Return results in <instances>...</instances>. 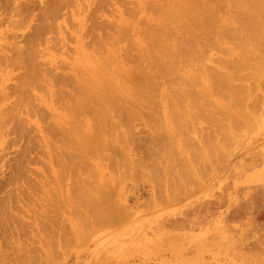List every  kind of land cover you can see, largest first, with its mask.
I'll return each mask as SVG.
<instances>
[{"label": "rangeland", "instance_id": "1", "mask_svg": "<svg viewBox=\"0 0 264 264\" xmlns=\"http://www.w3.org/2000/svg\"><path fill=\"white\" fill-rule=\"evenodd\" d=\"M99 1L98 0H75V2H74L72 0H0V52H1L0 54H2V53L6 54L5 56L8 57V60L0 59V61H1L0 62V68H1L0 69V111L2 109H5V108L8 110V108L13 105L12 107H14V108L10 107L11 109L9 108V110H8L10 112L12 109H15L17 107V111L14 110V112H13V110H12L10 114L8 111H7L8 114H5V112H3V110H2L1 113H4L5 115L4 114L0 115V120H2L5 116L10 115L9 117H6V119L4 118L3 119L4 121H2L7 126L2 124L5 126V127H3L0 124L1 125L0 126V137H1L0 138V264H24V263L25 264H31L32 262H33L32 264H36V261H38V260L42 264L43 263L44 264H264V90H262V88H264V67L262 65H264V64H262V65L259 64L260 66L257 64V63H264L263 62L264 58L262 57V56H264V46H262V44H264L263 43L264 40H261L262 41L261 42L262 44H261L259 42L260 41V38H259L258 43L254 44V42H251L250 40H248L249 38L246 39L247 36H250V39H251V33L249 31H245L243 33H240L241 38L243 40H244L243 35L246 36L245 40H247L246 42L250 48L255 46L254 49L256 51L254 50V55L252 57L255 56L257 59H255V57L252 58L250 56L253 52L251 54H249L248 58H246V59H247V62L254 64V65H252L253 67L259 66L261 68L257 67V69L256 68L254 69L250 66L252 68L251 69V68H249V66H247V65L245 66V64L247 63L246 61L243 62L239 58L240 56L244 55L243 53L241 54V52H240V49H243V47L241 48L240 45H237L238 47H236L235 46L236 42L233 45L232 43H233L234 39L231 40V43H230V40L228 41V38H230L231 36L226 33L229 31L228 29L230 27H231L230 29H232V26H234L233 29H235L236 27H238L240 25L234 19L236 17L232 16L233 18H231V16H230L234 13V11L238 12V13L235 12L236 14L234 13V16L238 14L239 17H240V15H241V17H243V16H245L244 15L245 12H243L246 8L245 5H249L253 1L256 3L257 6H258L257 3H259L260 6L264 7V5H263L264 3L262 4V2H264V0H262V1L261 0L260 1L259 0H252L251 1L250 0V3L248 0H246V1L244 0L242 2H239L242 4V6H241V4H240V6L239 5L237 6L236 3H234V1H231V0H216L217 2L215 0H193V1L192 0H184V1L182 0L184 2L183 8H181V6H182V3L180 4V2H182L181 0H176L174 2H171L170 0H152V1L151 0H148V1L147 0H103V1L99 0ZM202 1L204 3L200 4ZM246 2H248L249 4H247ZM20 3H21V6H20ZM158 3H160L159 4V5H161L160 7H159ZM168 3L171 5H169ZM177 3H178V5H177ZM219 3H220V6L218 7ZM224 3H225V5H224ZM163 4H164V6L162 7ZM179 4H180V6H179ZM190 4L192 6L197 5L195 7V9L197 7H200V10H199V8H197L199 11L195 10L194 7H193L194 10H190V9H192L191 8L192 6ZM221 4L223 5V8H224V10H223V8L221 10H223L224 12L223 11L221 12V10H220V8L222 6ZM243 4H244V7H243ZM212 5L217 6V8H218V9L216 8L217 11L215 10L214 7L211 8ZM66 6H68V7L66 8ZM175 6L177 8H175ZM204 6L206 8H204ZM59 7L62 10H60ZM171 7H173L174 9ZM178 7H180L181 9ZM185 7L186 8L190 7V8H189V10L186 9L187 10L186 11ZM209 7L211 9H209ZM42 8H43V10H42ZM234 8H236V9H234ZM131 10L139 11V12H134V11L132 12ZM210 10H212V11L215 10V12H218L215 14L214 12L212 13V11H211L210 14L212 16H217V18H219L218 16H220V15L223 16V17L220 16V18H219L220 20L218 19L219 20L218 23H216L217 20H214V18H216V17L213 18V21H215V22H213V21H211V19H212V18H210L211 16L208 17L209 15L208 16L205 15V14H209ZM225 10H226V12L231 11L232 13L230 12V15L225 14L226 13ZM60 11L63 12V15ZM166 11H168V12H166ZM170 12L173 14L174 21L176 20L175 22H177V24H178L177 25L175 23L176 26L173 23L171 24V26L173 27V32L178 34L177 36L175 35L176 37L173 36L174 33L170 32V30L169 31L162 30L161 25H160L163 18H165L163 15H166ZM175 12H176L177 16H175ZM239 12H241V13H239ZM23 13H25V14H23ZM42 13H45L44 14L45 16H43ZM128 13L129 14L134 13L131 17L134 16L132 19H134V18H136V19L132 20L131 18H128V16H130ZM15 14H17V15H15ZM66 14H67V16H66ZM155 15H159V16L155 17ZM184 15L187 18L184 17ZM46 16L48 17V22L46 21L47 20ZM52 16H53V18H52ZM160 16H163V18H161ZM199 16L200 17L202 16V18H199ZM225 16L227 18H229L228 16H230L229 20L230 21L232 20L233 23L231 22L232 25L230 22L228 24H230L231 26H229V25L228 26L225 25L226 27L224 26V24H227V20H228L226 18L227 20L225 21ZM28 17H29V19H28ZM55 17L57 18L54 20V22H56V23H53L52 19H54ZM152 17H153V19H152ZM203 17H204V19H203ZM206 17H207V19H206ZM50 18H51V20H50ZM15 20L17 22H15ZM262 20L264 21V17H262ZM130 21L131 22L133 21V23H130V25L132 24V26H131L132 28L129 27ZM179 21H180V24L178 23ZM204 21H207V22L204 24L203 23ZM210 21L212 22V24L209 23ZM115 22L118 25H116ZM220 22H222V24ZM92 23L94 26H92ZM200 23L204 24L205 28H203L201 25V28H203L202 29L203 31L198 26V25H200ZM207 23H208V25L211 24L210 25L211 27L210 26L206 27ZM213 23H215V24H213ZM182 24H184V25L182 26ZM216 24H219V26L221 28ZM54 25H57V28H56V26L54 28ZM124 25L129 27L130 30H127L128 28L127 27L125 28ZM179 25H181V27ZM221 25H223V26H221ZM44 26H46V27H44ZM212 26L213 27L218 26V28L215 27L217 30L213 29ZM150 27L153 28L154 33H152ZM185 27H187L189 33ZM197 27H199V28H197ZM147 28L148 29L150 28V30H148ZM192 28L198 29V30H195L197 33L196 32L194 33V30ZM206 28L208 31L204 30ZM219 28L223 29V30H221L222 31L221 34H220V32H218V31H220ZM54 29H55V31H54ZM145 29H147V30H145ZM212 29H213V33H214V30H216L215 32H218V34H220L219 35L220 38L217 37V34L214 33L215 34L214 35L213 33H211ZM224 29H226L227 31ZM46 30H48L49 33ZM183 30H184V32H183ZM190 30L191 31L193 30L192 34H194V35L196 34V36L198 35L197 37H199L200 35H202V38L204 36L208 37V39L204 37L203 41L206 42V40H207V43H209L207 48L210 50L211 49L210 46H212V49L210 51L207 48L205 50L202 49L206 46L202 47L204 42H202V39H200L201 36L199 38H197V37L194 38L193 35L190 36V34H191ZM199 30H201V32ZM209 30H211V32ZM94 31H95L96 36L98 33V36H97L98 38L95 37ZM156 31L158 33H155ZM163 31L165 32L164 34H163ZM185 31H187V32H185ZM204 31L206 33L201 34ZM224 31H226V32H224ZM85 32L87 34H85ZM131 32H135V34H137V35L134 34L135 35L134 36ZM159 32L160 33L162 32V34L159 35ZM167 32H169V35L171 37L168 35ZM148 33L150 36H151V34L153 36H156V34H157L156 37L160 36L159 38H161V39L159 41L162 43L164 42V44H162L164 48L162 47L161 49L164 50L167 48V50H169L170 52H171V50H173L174 53H173V51L171 53L168 51L169 53L166 54L165 53V52H167L166 50H164L165 51L164 53H162L163 51L159 52L161 49L158 50L156 46H158L160 48L162 45L158 44V42H159L158 39L155 43L152 42L150 40V36L148 35ZM223 33H224V35H222ZM35 34H37V35H35ZM131 34L133 36H131ZM146 34L149 37L146 36ZM166 34L170 37L169 39L172 38L171 41H169L168 38H166V37H168ZM31 35H32V37H31ZM38 35L40 36V38ZM41 35H42V37H41ZM99 35H101L100 36L101 39H100ZM112 35L114 36L113 37L114 39L112 38ZM117 35H118V37H117ZM212 35L214 37L216 36L213 41H212V39H213ZM182 36H184V37H182ZM186 36H188V38L190 37V40L195 39L194 44H197L198 47H195L193 49L192 48V47H194V46H192L193 40H191L192 41L191 42L192 45H191L190 40H187V42H186V39H185ZM122 37H123V39H122ZM131 37L133 40L135 39L134 43H133V40H131ZM162 37L165 38V41L167 40L168 43L165 42ZM177 37H178V39H176ZM222 37H225V38H223L225 43L223 42ZM115 38H116V40H115ZM117 38L118 39L121 38L120 39L121 42L125 39L124 43L123 42L119 43L120 40H118ZM196 38L200 39V41L198 40V42H201V43H198ZM232 38L233 37H231V39ZM241 38L240 39L238 38V40H241ZM262 38L264 39V36H262ZM39 39H40V41H39ZM41 39H43L44 41L43 40L41 41ZM113 40H114V46L115 47H113ZM217 40L220 43L219 45H221L222 44L221 42H223L224 45H221V47H223V46L227 47L228 46L227 50L231 48L230 49L231 51L228 50L229 52L234 53V51H235V53H234L235 56L236 57L238 56V58H236L237 60L234 59L235 58L234 54H233V57L229 56V58L227 57L228 53L226 54V56H225V54H223L226 48H223V49L221 48V51L224 50L223 53L219 50V48H213V47L218 46L217 44H216L217 46L212 45V44H214L213 42L218 43ZM101 41H103L105 43L108 42V43L105 45V43H102ZM249 41L251 42L250 45L248 43ZM90 42H91V45H90ZM92 42H93V45H92ZM100 42H101V44H100ZM136 42H138L139 44H136ZM179 42H180V44H179ZM238 42H240V41H237V43ZM84 43L88 46L84 45ZM181 43L184 44L186 49ZM97 44H100V45H97ZM152 44H154V45L156 44L154 49L158 50V51L156 50L155 52L157 53V55L159 54L158 55L159 57L155 54V52L153 54V51H151V48H153V46H154ZM171 44H173V46ZM176 44H177V46L180 45V47L178 46L179 49L181 47L182 48L184 47V48L179 50L176 47ZM257 44H259V45H257ZM18 45H19V47H18ZM37 45H39V47ZM165 45H166V48H165ZM204 45H205V43H204ZM93 46H96V47H94L96 50H94ZM167 46H169V47H167ZM4 47H7L8 49L4 48ZM28 47H30V48H28ZM99 47H101V48H99ZM249 47L247 48L248 50L250 49ZM9 48L11 49V51ZM98 49H100V50L103 49V51L105 53H103L102 51H100ZM184 49L185 50L189 49L191 56H190L189 50L185 51ZM200 49H202V51L203 50L204 51L202 52ZM33 50H35V51H33ZM105 50H109V51L111 50L110 51L111 53H107L109 51H105ZM196 50L197 51L199 50L203 56H204L203 53L205 51H209V52L205 53L206 57L203 59L202 55L199 52H198V54L195 52ZM252 50H253V48H252ZM40 51H43V52H40ZM90 51H91V53H93V55H95V57H93V55L90 56V54H91ZM95 51H97V52H95ZM150 51L152 52V56L154 55L153 58L156 56V57H158V59L155 57L154 61H153L151 54H149V57L151 56L150 57L151 60L148 59L147 53L148 52L151 53ZM228 51H226V52H228ZM251 51H249V52H251ZM5 52H7L8 54ZM19 52H20V54H19ZM185 52L189 53V54L185 55ZM22 53H23V55H22ZM38 53H39V55H38ZM101 53H103V54H101ZM106 53L109 56L111 54L113 56L109 57L106 55ZM160 53H162L161 54L162 56L164 54V56H163L164 58L163 57H162V59L160 58L161 57ZM172 53L174 54V57H173ZM180 53H182V54H180ZM183 53L186 57L183 55ZM255 53H256V55H255ZM9 54H11V55H9ZM29 54H30V56H28ZM32 54H34V57L36 55H38L39 57L36 56L35 57L36 60H35V58L32 57L33 56ZM99 54H101V55H99ZM143 54H145V55H143ZM146 54H147V56H146ZM195 54H197L196 56L201 55L198 59L199 61L197 60V58L195 56H193ZM230 54L231 53H229L228 55H230ZM20 55L23 58L20 57ZM25 55H27V56H25ZM102 55H103V58L101 57ZM165 55H168L169 57L168 56L165 57ZM259 55H261V56H259ZM125 56H126V58H125ZM171 56H172V58H174V61H172L173 59L171 58ZM181 56L182 57L184 56V57L182 58ZM218 56L224 57L225 60H221L222 62L229 60V61H227V62H229L227 67L230 66L228 69L226 66H222L224 64L226 65L227 62L223 63L221 66L219 65L218 60L220 62V59H223V58L222 57L220 58ZM107 57H108V59H107ZM115 57H116V60L114 59ZM225 57L228 59H226ZM258 57L261 58V60L259 62L254 61V59L259 60ZM38 58H39V60H38ZM192 58L199 62L198 63L197 61H195L198 65V66L196 65V67L199 68L201 66L202 68L200 67V69L201 70L204 69L203 71H201L204 73L203 75L200 74L201 72H198L199 70L197 71L198 68L195 67L196 63L194 62V60ZM200 58H201V62L202 63L205 62L206 65H204V63L202 64L200 62ZM218 58H220V59H218ZM230 58H233V60ZM103 59L104 60L107 59V62H109V63L113 62L112 60L114 59V62L111 64V67H110L111 72H112L111 74H115L114 76H112V79H110V78L107 79V77H103L104 78L103 79L101 77L102 75L105 74V72L103 73V71H102L105 67L103 64V62H104ZM163 59H164V61L166 60L167 64H169L168 67L171 66V67H169V69L171 68L172 71L175 69L176 73L178 72L176 75H178L180 72V74H179L180 76L179 75L177 76V80H175L176 77H175V79H173L174 76H176V75H174L175 72L172 73L171 70L167 71V73L165 72V69L167 70L168 67L166 68L165 65H162V64H165ZM168 59H170V61H168ZM176 59L179 61H177ZM183 59H185L186 62H190L187 60H192L191 62H194V63H191V64L189 63L187 66V63L184 62ZM202 59H203V61H202ZM249 59L250 60L253 59L252 62L249 61ZM129 60H130V62H129ZM156 60H158V62H156V63L159 64L160 67L157 66V64L155 63ZM180 60H182V61H180ZM231 60L232 61L235 60V62L237 61V63H236L237 68L240 67L241 70H242V65L244 64L243 72L244 71L248 72V70H250V72H248L249 74L247 72H244L245 74H242L243 72H241L240 68H238L239 72H241L239 74H242L239 76L242 80L241 79L239 80V77H237V78L235 77L237 80H231V79H234V78H232V75L231 76L227 75V74H233V72H231V71H233V69H234V71H237L236 66H233L234 63ZM15 61H17V62L15 63ZM134 61L136 63L138 62L139 64H143L141 66H143L144 68L143 67L139 68L140 65L136 64ZM149 61L151 64L149 63ZM176 61H177V63H179L178 67L181 66L180 70L177 68V66H176L177 64L175 65L176 68H175V66L173 68V65L176 63ZM146 62H147V64H150L152 66L147 65ZM162 62H164V63H162ZM181 62H183V64ZM4 63L6 64V67H5ZM134 63H135V65H139V66H134ZM250 63H247V64L249 65ZM16 64H18L17 65L18 67L15 66ZM47 64H49L48 67H47ZM154 64H156L155 65L156 67L154 66ZM167 64H166V66H167ZM192 64H194L193 68L195 67L196 70H192V68H190V67H192ZM239 64L240 65L242 64V65L240 66ZM7 65H8V67H7ZM39 65L41 67H39ZM58 65L61 67H58ZM208 65L209 66L211 65L210 66L211 69H209L210 71L209 70L208 71L211 73V70H212L213 74L214 73L217 74V71L220 72L219 70H224L226 74L224 73V71L222 74L223 75L225 74L224 76L227 75L226 78H228V81L231 80V82L232 81L236 82V83H234V85H232L233 84V82H232L231 86L229 84L230 88L232 86H234L235 88L237 86H239V88H236L237 90L234 87H233L234 90H233V88L229 89V86L226 84L227 80L226 79L224 80V78H225L224 76L222 77V80H224V81L220 82L219 80L221 78V75H222L221 72L222 71L220 72V75L218 76L219 80L217 78L218 74L217 75L214 74V75H216L215 79L217 80V81L216 80H214V81L218 82L216 85L215 84L216 82L212 81L214 79V76L212 75V73H211V75L206 74L205 70H207L206 68ZM51 66H53V67L51 68ZM96 66L101 71L98 72L96 69ZM209 66H208V68H209ZM213 66L216 67L217 69L214 68ZM34 67H35V69H34ZM46 67L48 68L49 72H50V70H53L52 72H50L51 74H49V76H48L49 72L46 71L47 70ZM64 67H66V68H64ZM154 67L156 70L154 69ZM232 67H235V68H232ZM59 68H61V69H59ZM75 68L78 69V71H76ZM141 68H143V69H141ZM145 68H146V70H144ZM181 68L184 69L183 72H182ZM212 68L217 70V71H214ZM218 68H219V70H218ZM230 68H232V69H230ZM39 69L41 71L42 70L43 71L40 73V71H38ZM81 69L84 71L82 72ZM80 70H81V73H80ZM139 70H142V71L144 70V72L139 71ZM147 70H148V73L145 72ZM251 70H252V72H251ZM66 71L68 72V74ZM161 71L162 72L164 71L163 73H165L167 75H168V73L171 72L172 75L170 77H172V78H170L171 79L170 82H172L174 80L175 81L172 82L170 85V82L168 79L169 77L166 78L165 74H158V73H161ZM208 71H207V73H208ZM32 72L33 73L37 72L36 74H38L39 76L32 74ZM56 72H57V74H59V76L56 74ZM62 72H64V73H62ZM77 72H79V75ZM155 72H156L157 77L155 76V74H153ZM181 72L183 75H181ZM237 72H236V74H237ZM29 73H31L32 75ZM259 73H260V75H259ZM63 74L64 75L66 74V76H64ZM72 74L75 75L74 76L75 78L74 77L72 78ZM199 74H200V77H199ZM29 75H31V76H29ZM53 75H55V77H57V78L59 77V78L57 79ZM121 75H125L124 76L125 78ZM159 75L162 76L163 78H159ZM194 75H197V78L195 76L197 81L192 79V78H194ZM207 75H209L211 77L213 76L212 77L213 79L211 78V81H209V80L207 81L205 78ZM248 75L250 76L249 80H248ZM36 76L38 79L40 77H41L40 79L45 77L43 79V82H45L46 86H48V83L50 82L49 86L46 88V86L41 82L42 80L39 81L36 78ZM98 76H100L101 78ZM181 76H184L186 79H183V80H186V81H183L181 79L182 82H179L177 84L176 81L178 82L179 81L178 77L181 78ZM209 76L207 77V79H210ZM241 76H243L244 79L246 76L247 80L246 79L244 80L243 77H241ZM27 77H28V80L30 79V82L27 80ZM87 77H88V79H87ZM149 77H153V78H149ZM164 77L168 80H166ZM184 77H182V78H184ZM233 77H234V75H233ZM68 78H70V79H68ZM85 78L87 81L84 80ZM89 78H90V80H89ZM91 78H92V83L94 81L95 83L100 85V88H99L100 94L102 93V95H105V93L102 90L103 88L101 86L103 84H105L104 82H106V81H104V80H107L108 83H106V84L108 85V87L110 89L109 90L110 95H112V92L114 90L118 95V96L114 95L115 92H113V95L116 98L112 97L113 95L110 96L111 98H108L109 94L107 96H99V98H98L102 102V105H104V107L106 106L105 108L108 109L107 111L105 110L107 112L106 114L108 116V117H106L107 120L105 118V111L100 109L102 106L101 103H100L101 106L98 105L100 102L98 99L97 100L93 99V100H91V102L89 101L90 99L85 100L84 101V102H86L85 105H88L87 101L90 102L89 103L90 106H88V108L85 107V110L87 109L86 111H84V110L82 111L79 108L80 105H79L78 101L82 100L81 99L82 97L80 96L81 92L78 91L79 90L78 88L73 87V84H74L73 82H75L76 85L79 84L81 86H82V84H84L83 85L84 87L83 86L82 87L86 90V87L90 86L89 83L91 84V82H90ZM198 78H199V81H198ZM31 79H33V80H31ZM102 79L104 82L102 81ZM134 79H135V81H133ZM160 79L161 80L165 79V81L162 80V83L164 84V85L162 84L163 86L161 85ZM69 80H73V81H69ZM76 80L79 81V83H77ZM136 80H138L140 83L142 82L144 84L141 85ZM157 80H159V82H157ZM193 80L195 81V84H200V83H202V81H203L202 84H204V80H205V84L204 85L201 84L200 88H197L198 89L197 90L196 86L197 87H199V86L194 85V83H192ZM32 81H35L34 84ZM47 81H48V83H47ZM65 81L67 83V86H65L66 85ZM188 81H190V82H188ZM26 82H28V84H24ZM36 82H38V83L36 84ZM57 82H59L58 85H61V86H58L56 88L57 85H55V84ZM164 82H167V83L169 82V84L164 83ZM197 82H200V83H197ZM210 82L213 83V86H211L212 84ZM223 82L225 84H223ZM239 82H241V84ZM40 83L43 85H41ZM114 83L116 84L115 87H118V88H115L113 86ZM134 83H135V85H134ZM159 83H160V85H159ZM185 83L188 84L189 86L186 85ZM189 83H191V86ZM219 83H221L220 85L225 87V88H222L223 91H220V93H219V90H221L220 88L222 86L218 85ZM229 83H230V81H229ZM245 83H246V85H245ZM18 84H20L22 87H24V85H25L26 88L25 87H24V89L20 88ZM52 84H53V86H52ZM136 84L137 85L139 84L141 87L144 86L143 88H145V91L143 88H142L143 90L142 89L140 90V88H141L140 86L138 87L140 91L137 89V87L135 88ZM145 84L147 86H145ZM172 84L173 85L177 84L176 85L177 87L173 86ZM184 84H185V87H189V91L183 92V90H182V92H181L182 94H181L180 88L183 89ZM235 84H238V85H235ZM242 84L245 86H248V88L242 87ZM27 85H29L30 89H32V86H33L32 92H30L31 90L29 88H27ZM35 85H36V88H35ZM68 85L69 86L71 85V86L68 87ZM76 85H74V86H76ZM129 85L133 88H131ZM206 85H208V86L210 85V86L207 87ZM224 85H227V86H224ZM81 86H78V87L81 89V91H83L84 89ZM148 86H151V87H148ZM166 86H169V88ZM171 86H172V88H170ZM201 86H203V87L205 86V87L202 89ZM214 86H216V88H217V86H219L220 87L219 90L214 89L215 88ZM17 87H19V88H17ZM61 87H63V88H61ZM110 87L113 88L112 91H111ZM173 87H175V89H173ZM190 87H192V89H190ZM194 87L197 91L194 89ZM226 87H228L227 88L228 90L226 89ZM240 87L245 88V90L248 89V91L247 90L246 91L249 94L247 93V95H246V93H244L245 94L244 95L243 92H245V90L241 89ZM250 87L252 88V91L250 90L251 89ZM256 87H258V89ZM65 88H67V89H65ZM177 88L179 91L176 90ZM22 89L24 92L22 91ZM193 89H194V92H197V93L193 92V94H196L195 95L196 97L200 95L201 100L205 99V102L200 101V98H196L193 94H192V96L195 99H193L189 96L186 97L190 91L192 93ZM199 89H201V91L203 90V92H204V90H206V93L208 95L205 92L203 94H201L202 92L199 91ZM213 89L216 92H218V93H215L217 95L214 94L215 91ZM26 90H27V92L29 91L28 92V95L30 94L29 97H28L27 93H26V95H24ZM53 90L56 94L55 98H54L55 94H54ZM66 90H67V94H66ZM151 90L155 91V92L152 94ZM157 90L159 92L158 93L159 95L155 94ZM167 90H168V92H167ZM172 90H174V92ZM184 90H185V88H184ZM225 90H227L228 92H229V90H231V91L233 90V92L235 91V93H233L234 96L229 95L230 98L231 97L234 98L236 96V93L239 92V90L240 91L242 90L243 91V92L241 91L242 95H244V97L247 96L249 98V99H246L248 102L244 103L246 100L243 102V100H242L243 96L242 97L238 96V94H237V97L235 99H237L239 101L237 103H240V104L243 103V105L239 104V106L240 107L244 106L246 108L245 110H247V111H245L243 109L244 107L243 108L237 107L238 106V104L236 103L237 100L231 99L232 101L230 100L231 103H229V99L228 100H226V99H227L228 94L230 92L227 94V92ZM7 91H9V92H7ZM60 91L61 92L63 91L61 93V95H60ZM146 91H149L151 94L146 92ZM164 91H166L168 94H166ZM169 91H170V94H169ZM185 91H187V90H185ZM21 92H22V95H21ZM43 92H44V94H43ZM77 92L79 94H77ZM83 92L81 93L82 95L85 93V92L84 93ZM139 92L146 93L145 95L143 94V96H145V97H143V96L142 97L144 99L147 98L146 101H147V105L149 106V108L146 106V101L142 100L143 98H141V96L139 97V95L142 94ZM221 92H224V93H221ZM33 93H35V95ZM172 93H174V94H172ZM175 93L181 94L182 97L181 96L177 97V95H179V94L175 95ZM191 93L189 94L190 96H191ZM19 94H20V96H18ZM165 94L167 95V97ZM197 94H199V95H197ZM218 94L219 95L221 94L220 95L221 97H219ZM222 94L226 95L225 96L226 99H223L224 97ZM231 94H232V92H231ZM32 95L35 97H33ZM45 95H48L49 99H48V96L46 98ZM66 95H68V96H66ZM71 95H72V97H71ZM97 95H99V94H97ZM120 95H121V97H120ZM149 95L154 96V97L157 96V97H156V99H152L154 97H152V98L150 97V99H149L148 98ZM172 95L174 98L171 97ZM184 95H186L185 98H188V99H185L183 97ZM5 96H6L7 100H5V98H4ZM36 96L39 98H37ZM61 96H62V98H61ZM73 96H76V98H74ZM122 96H124V98H122ZM168 96L170 98H168ZM205 96L207 98H203ZM21 97L23 98L21 101V104L24 101H26V103L24 102L22 105L27 104V106L25 105L22 107V105L20 104V100H19ZM67 97L69 98V101L66 100ZM101 97L102 98L104 97L105 100H108V101H105L104 98L102 99ZM135 97H137V98H135ZM176 97L179 98V100H180L179 102H177L178 100ZM26 98H29L28 99L29 101H27ZM31 98H32L31 101L35 100L34 104L30 101ZM63 98L65 99L64 101H63ZM70 98L71 99L74 98L75 99L74 102H77V105H79V107H77L76 103H73V101ZM77 98H79L78 101H76ZM190 98L192 100H194L195 102L199 99L197 101V104L201 102L200 103L201 105H202V102L205 105L206 101H208V100H212L213 102L212 103H206V106H204V105L203 106H198V105L196 106V104H194V102L191 101L193 103L190 102L192 105H189V104H187V102H189V100H191ZM210 98H212V99H210ZM39 99H41V100H39ZM111 99H112V101H111ZM117 99H118V102L120 103L119 105L117 102L116 103L113 102V101H116ZM122 99H124V100H122ZM137 99L141 101L140 102L141 105ZM171 99L174 102V104L176 102L180 103L181 99H182L183 104H182V102L180 103V104H182V107L184 104L187 105V108L183 107L185 109V110L184 109L183 110L184 111L187 110L186 112H188V110H189L190 113H186V115H184V111L182 110L181 105L178 106L179 104L178 105L175 104V106H174L173 104L170 103ZM175 99H176V101H175ZM206 99H208V100H206ZM151 100H152V103H148V102H151ZM153 100L158 101V104L156 105L157 102L155 103ZM251 100H253L255 103ZM57 101H58V103H57ZM92 101H93V103H94V101H96V103L98 102V104L97 105H96V103L93 104ZM127 101H128V103H127ZM130 101L133 104H135L134 106L137 107V110L135 107H133V104H131ZM167 101H169L168 102L169 104L167 103ZM240 101H242V103ZM35 102L37 104L39 103L38 104V106L40 105L39 108H38V106H36L37 104ZM69 102L70 103L72 102L73 104L70 105ZM123 102H125V103H123ZM65 103L66 104L69 103V105L68 104L67 105L72 107V108L76 109V107H77L79 109L74 112L73 111L74 109L69 108L67 105H65ZM247 103L249 104L250 108H249V106H247ZM43 104L47 109H45V108L43 109V107H44V106H42ZM113 104L116 106H113ZM208 104H210L211 107L216 109V111H214V109L207 106ZM212 104H216V105L214 106ZM230 104L234 107L236 105L237 106H236V108H234ZM7 105L8 106L10 105V106L8 107ZM33 105H35V106H33ZM72 105H74V106H72ZM109 105H110V107H109ZM120 105H122L123 108H121L122 106H120ZM171 105H173L174 109L171 108L172 107ZM151 106H152V108H150ZM159 106H160V108H159ZM190 106H191V108H192V106H194L193 108H195L196 110H197L196 107H200L197 110L198 111L197 115H199L201 113V112L199 113L200 110L201 111L203 110L202 112L206 111L207 113L206 112H205L206 114L202 113V115H203V117L205 116L204 118L207 117L206 118L207 122H204L205 119H203L201 114L199 116L202 117V119H201L202 123L199 122L200 119H199V121H196V120H198V119H194V114L197 117L196 113H194L196 110L194 109V112H193V109H191ZM28 107H29V109H30V107L34 108L33 111H31V109L29 111V109H27ZM36 107H37V110H36ZM93 107L98 108L97 111H99V112L97 113V111H96L97 115H96V113L94 114L95 108L93 109ZM104 107H102V108H104ZM115 107H117V109ZM127 107L128 108L130 107L131 110L134 111L138 115H136L134 112H132ZM139 107H141V108L144 107V108H142L143 111ZM153 107H155L157 109H155ZM179 107L181 108V110L183 112L180 110ZM201 107H203V109ZM204 107H209V109L206 110ZM215 107H218V109ZM91 108H92V110H90L91 113H89V109H91ZM109 108L111 109L110 111H109ZM169 108L173 111L170 112L171 110H169ZM222 108H223V110H221ZM251 108H253L254 110H252ZM69 109L72 111H70ZM120 109H122L123 111ZM139 109L142 112H140ZM144 109H146V110H144ZM175 109H177V110H175ZM204 109H205V111H204ZM225 109H227V110H225ZM249 109H251L252 111ZM35 110L37 112H35ZM38 110H40V112H38ZM79 110H81V112ZM100 110L102 113L100 112ZM208 110L210 112L214 111L215 113H217L219 110L220 112L223 111L224 114L226 111V113L228 112V114H226L223 117L221 115V113H223V112H221V113L219 112V114L217 113L218 116L221 115L222 118H225L227 116L225 119L222 120L220 118L221 116L218 117V116H216L217 114H215L213 112L214 115L217 117L216 118V117L212 116L213 118H215L214 121L217 119V120H220V123H216V124L210 123L207 125V123L210 122L208 120V116H210V114H212V112L210 113V112H208ZM228 110H230V112H231L230 115H229ZM92 111L94 114L93 115L94 118H93V116L90 117L91 115H89V114H92ZM116 111H118V112H116ZM138 111L141 114L137 113ZM159 111H161V113H163V114L160 115ZM177 111L180 113L182 112L184 117L186 116V119L185 120L183 119L185 122L188 119H190V121L188 120L187 122L188 123L191 122V124H194L196 121V123L194 124L195 128H193L194 129L193 133H192V130H193L192 125L190 126V124H188V123H186V125H184L185 122L182 121V118H181L182 113L181 114H179V113L175 114V116L176 115L178 116V114H179V117L181 115L180 119L182 122H180V119L176 120L178 117L175 120L180 122L179 124H183V122H184V124H183L184 129H182L183 127L181 125L177 124L178 122L177 123L175 122L176 125H178L176 127L177 129H175L174 119L173 120H171V119L174 117V113ZM42 112H43V114H42ZM79 112L80 113L83 112V113L80 114ZM86 112H88V113H86ZM126 112L129 114H126ZM158 112H159V115H158ZM16 113L17 114L20 113V115L19 114L17 115V117L18 116L21 117L20 120L17 119V117H14V116H16L15 115ZM39 113L41 116L39 115ZM100 113L102 115H100V117H96ZM108 113H109V115H108ZM115 113H116V115H115ZM118 113L121 115V118L117 117V116H120V115H118ZM171 113H173L172 114L173 117H171L172 116ZM78 114H80V115H78ZM130 114H133V116H131ZM191 114H192V116H191ZM48 115H49V117H48ZM76 115L78 117L79 116L81 117V119L78 118L79 119L78 121L81 122V120H83V123H85V125H86L85 126L82 124V130L80 128V130H81L80 133H82L81 135L78 134L79 130L77 131L75 129V127H77V126L81 127V125L79 123H77L78 121H77ZM103 115H104V117H103ZM233 115L234 116L237 115L236 117H239V119L233 117ZM135 116L137 118L141 117V119H137ZM161 116H163V117H161ZM187 116H189V117H187ZM241 116H244V117H241ZM246 116H248V117H246ZM11 117H12V119H11ZM102 117H103L102 123L106 124L104 126L105 127L104 130L106 128H108V130L106 129L105 132L99 126V123L101 124ZM109 117L110 118L112 117L111 120L108 119ZM91 118H93L94 120ZM99 118L101 119L100 121H98ZM118 118H120L121 120H124L127 124H125L124 121L122 124L121 120ZM127 118H128V120L130 118V120H129L130 124H128ZM133 118L136 120L134 121ZM197 118H199V117H197ZM218 118H220V119H218ZM240 118H241L242 124L240 123ZM245 118L247 121H244L245 122V125H244L243 120ZM23 119H25V121H22L23 123H21V120H23ZM26 119L28 121H26ZM104 119H105V121H104ZM209 119L211 120L212 118L209 117ZM16 120L18 121L17 123H16ZM70 120L72 123L70 122ZM49 121H51V122H49ZM53 121L58 124V125L56 124L58 127L55 125V123H53ZM93 121L99 122V123H97L98 125L96 124L97 125L96 128L97 129L100 128L99 133L102 134V132H104L103 133L104 136L102 135L104 138V139L102 138L103 140L99 139V138H101V134H100V136H95L96 134H98V131L95 128V124H92ZM115 121H117L118 123ZM12 122H13V124H12ZM73 122H75L76 124ZM151 122H152V124L153 123L154 124L149 125V124H151ZM211 122H213V121L211 120ZM229 122L231 124H234V125H231ZM46 123H50V124L45 125ZM52 123H53V125H51ZM60 123H62L64 125H62ZM116 123L121 125L120 129H122L123 133L118 128L119 125L115 129L113 128V127H115L114 125H116ZM162 123H164L163 124L164 126L162 125ZM166 123H167V125H166ZM213 123H215V122H213ZM224 123L226 124L224 126H227V129L225 127H223V129H221V127ZM26 124L28 126H31L30 129L28 128V126H26ZM72 124H74V125H72ZM91 124H92V126H91ZM108 124L110 126L111 125L113 126V127H111V128H113V130H116V131H114V133H112L113 130L111 131V129L108 127ZM130 125H131V128H128V127H130ZM154 125H155V127L157 126L156 129H155ZM198 125L201 127V130H199V131L200 132L202 131V133L205 135H208L205 133L208 131V129H209L208 132H210V134L213 135V132H212L213 131L212 128H213L214 134L217 132L215 135H213V137L216 135H219L218 136L219 140H220V137L223 136L222 134H224V132H226L228 130L227 134L230 135L231 140L228 138L229 142L227 141V143H226L225 139H223V137L226 135L224 134V136L221 137L226 144L224 147L222 146L220 148L221 154H219V156L215 150L212 151L213 150L212 146L214 144H212V146H211V144L209 142L210 139H208L211 137V142L213 143V141L215 139L217 141H219L218 138L214 137V140H213V137L209 135V136H207L208 140L205 137L207 142H204V140H205L204 135L202 137V135L198 134L199 132L196 131L197 128L199 127ZM214 125H216L215 126L216 128H218L217 126H219V128L216 130ZM229 125H230V127H228ZM247 125H249V126L247 127ZM23 126L26 128L25 132H24L25 129H22V128H24ZM179 126H181L182 128L178 129V128H180ZM231 126H233L232 129H231ZM234 126H235V128H234ZM8 127H10V129ZM49 127L56 128L54 130L58 131V132H55L53 129H52L53 132H51L52 130H51V128L49 129ZM59 127L62 128V129L60 128L61 131L58 130ZM93 127L95 128V130ZM189 127L191 128V130ZM200 127L198 129H200ZM127 128H128V130H127ZM164 128L167 131L164 130ZM63 129L65 131H63ZM153 129H155V131ZM126 130L128 132L132 131L130 136ZM163 130L166 132L164 133ZM175 130H179V132L177 133ZM215 130H216V132H215ZM2 131H3V133H2ZM41 131H43V132H41ZM59 131H60V133H59ZM118 131H120L125 137H123L122 134L119 135L118 133H120V132H118ZM187 131L188 132L191 131L190 133L192 135L188 136ZM231 131H232V133H231ZM66 132L68 134H66ZM73 132H75V133H73ZM115 132H116V134H115ZM56 133H57V135H59V134L61 135V133H63V134L65 133V134L64 135L62 134L61 136L59 135L57 138ZM71 133H72V135H71ZM108 133H111V134H108ZM86 134H88V135H86ZM106 134H108V135L114 134L115 137H114V135L108 136ZM152 134L155 135V138L157 141L155 140V138H153L154 136ZM179 134H181V135L183 134L182 139H181V135H179ZM22 135H24V136H22ZM28 135H30V136H28ZM66 135H67L66 138H68V136L69 137L71 136L70 138H72V140L75 139L76 144L74 145L72 140H69L70 138H68V139L62 138ZM82 135H83V138L88 139V141L84 140L82 138ZM117 135H118V137H120L119 139H121V137H123L122 138V141L124 139L123 144H124L125 140L127 142V141H130L133 139V141H130L129 144L127 143L128 145L124 144V146H123V144L121 142H119L120 140H117V138H118ZM156 135H158V136H156ZM174 135H175V138H174ZM176 135H178V136H176ZM199 135H201V136H199ZM52 136L54 139L52 138ZM164 136L166 138H163ZM185 136H186V138H187V136L189 137V139L187 138L189 141L188 140L186 141L183 138ZM21 137H23V138H21ZM55 137L57 138V140L55 139ZM60 137L62 140H60ZM96 137L97 138L99 137V138L96 139ZM112 137H114V138L112 139ZM150 137H151V139L152 138L153 139L149 140ZM178 137H180V138H178ZM190 137H193V139L195 140V143H196V139H197V142L199 143V145L196 143L197 146H200V148L201 147L202 148L200 149L195 144H194L195 147H193L194 145H192V142L194 143V141H192L193 139L191 138L192 139L191 140ZM201 137L203 138V140ZM19 138H20V140H19ZM176 138H178V139H176ZM44 139H46L47 141ZM108 139H109V141H111L112 145L107 141ZM183 139L186 143L185 145H183V143H184ZM38 140H39V142H38ZM66 140H67V143L64 142ZM82 140H84V143H82L83 142ZM93 140L95 142V144H94L95 146L93 145V143H94ZM55 141H57V142H55ZM59 141H62V142H59ZM86 141H87V143H86ZM101 141H104L105 143L104 142L102 143ZM170 141L172 144H169ZM215 141H214V143H215ZM47 142H49V143H47ZM88 142H90V144ZM98 142H101V144H99ZM174 142H176L177 144H174ZM208 142H209L210 146L208 144H206ZM40 143H42V145ZM61 143H64L65 145H63ZM71 143H73V144H71ZM106 143L109 144V148H108V145ZM163 143H165L166 146L163 145ZM53 144H56V146L60 144L62 148L59 147L60 145L55 147V145H53ZM80 144L83 148H79ZM83 144H85L89 147H87ZM102 144H104V145L102 146ZM188 144L190 145V147H193V148L190 149ZM66 145H69V147L67 149L70 150L71 153H69L66 149H65L66 150V152H65V150L63 149V147H65ZM96 145H100V147H98ZM167 145L171 146V147H168ZM172 145H174V146H172ZM180 145L182 146V148H184L183 150H182ZM187 145H188V148L190 149L191 156H193V157H191L192 159H190V156H189V154H190L189 149H185V148H187L186 147ZM226 145H228L229 147H226ZM45 146H47V147H45ZM93 146H94V148H93ZM111 146H113L112 148H114V146L117 147V148L115 147L114 150L112 149V153H110ZM160 146L167 147L168 151H166L165 148L163 149ZM74 147H76L78 149H76ZM84 147L90 148L91 150H89V149L87 150ZM122 147H123V149H122ZM125 147H126V150H125ZM207 147L212 151L213 154L210 151H207V150H209V149H207ZM55 148H57V149H55ZM146 148H147V150H146ZM195 148L196 149L199 148V150H201V151H199L197 149L199 151V152H197L195 150ZM222 148L225 149L224 152H222L223 151ZM60 149H62V150H60ZM98 149L100 152L98 151ZM192 149H194V151ZM58 150H59V153H58ZM131 150H133V151H131ZM148 150H150V151H148ZM47 151H48V153H47ZM88 151H91V153ZM101 151H103V154H104L103 156L105 158L103 156H101L102 155ZM115 151H116V153H114ZM157 151H158L157 154L152 153V152H157ZM169 151H170V153L172 152L171 155L170 154L168 155L173 159L172 160L173 163L171 161L172 164H170L171 166L174 165L172 167V169H171V166L169 167V165H168V162L170 163V159L165 158L167 156V153H169ZM176 151H180V152L176 153ZM92 152H93V154H92ZM97 152H99V154L101 153V155H98ZM161 152H163V153L161 154ZM193 152H196V153H194V155H193ZM200 152H202L201 153L202 155L205 154L204 157L208 155L207 152H210L209 158H207L210 161V163L207 159H205V160L202 159V158H204L203 156H202V158H200V156H199L200 160L202 159L201 162L204 160V162L207 165L209 163V166H207L208 168L207 167L205 168V170H207V171L202 169V168H204V167H202L203 164H204V166H206V164L203 162H202L203 164L200 163V161H198L199 158L195 157L197 155H201V154H198ZM215 152H216V154H215ZM62 153L64 154V157L58 156L59 154L63 155ZM67 153H69V154L67 155ZM178 153H180L178 156L181 155L182 157L179 158L177 156ZM44 154H46V155H44ZM84 154H85V156H88L87 158L85 157L86 159L83 158ZM90 154L93 156H91ZM155 154L158 157L154 156ZM173 154L176 156L172 157ZM95 155H97V156H95ZM145 155H147V156H145ZM148 156H150L151 158ZM161 156H163V157L161 158ZM223 156L225 158H223ZM58 157H60L61 159H59ZM81 157L83 158V160ZM89 157H91L89 159L90 161L87 160ZM183 157H184V159H183ZM157 158H159V160ZM160 158H161V160H160ZM193 158L198 159V160L195 161V160H193ZM130 159H132V160H130ZM185 159H187V160L185 161ZM52 160H53V162H52ZM78 160H80L83 163V166H82L81 162ZM121 160H123V161H121ZM192 160L195 161V163L197 162V164L198 163H200V164H198V166H197V164L194 165ZM84 161H86V163L87 162H89L91 164L93 163L94 166H92L93 164L92 165L90 164V166H88L89 167V169H88L87 165H89V163H87V165L85 163V165H84ZM182 161L184 164L186 163L188 166L186 164L184 165L182 163ZM207 161H208V163H207ZM65 162H66V165H65ZM45 163H47L48 165L50 164L51 167L50 166L46 167L48 165ZM141 163L143 164L142 166H141ZM27 164H29V166ZM58 164L59 165L61 164L64 168H66V170L64 168H62L61 165L59 168H57ZM201 164H202V166H200ZM137 165H139V167L140 166L141 167L138 168ZM191 165H193L194 169H192ZM18 166H19V168H18ZM55 166H57V167L55 168ZM23 167H25V168H23ZM83 167L85 169L87 168L91 174H89L87 169L85 170V172L83 170H81ZM125 167H126V169H125ZM186 167L188 170L185 171ZM20 168H21V170H20ZM45 168H47V169H45ZM48 168H52V169L50 170ZM30 169H32V170H30ZM69 169H70V171H69ZM140 169H142V170H140ZM144 169H145V171H144ZM151 169H153L154 172ZM167 169L170 172H168ZM196 169H198V170L201 169V170H199V172L202 170H204V171H202L200 173L201 174L200 175L197 172L198 170H196ZM49 170H50V172L54 170L53 172H51V174H53L54 176H52L50 173H46ZM64 170H65V174H63ZM149 170H151V171H149ZM155 170L157 171V173H155ZM171 170L173 172H171ZM174 170H178V172H175L177 175L172 174V173H174ZM193 170L195 173L193 172ZM57 171H59V174H56ZM66 171H68L69 173L70 172L72 173V171H73V173H75V174L70 173V175H69V173L67 174ZM191 172L193 173V175ZM82 173H86L88 175H85ZM169 173L172 174V177L174 176L173 180H172V177L169 179V177L171 175L169 177L167 176V175H169ZM183 173L188 174V176L183 175ZM152 174L153 175L155 174V175L153 176ZM40 175H41V177H40ZM47 175H48V177H47ZM49 175H50V177L52 176L53 178L52 179L49 178ZM56 175H59V177L60 178L62 177V179L57 178L58 176H56ZM83 175H85L84 179L82 178ZM164 175H165V177H163ZM66 176H68V177H66ZM94 176L96 179H94ZM191 176H193V179H195L194 180L195 182L193 181V183H192L193 179L191 178ZM42 177L44 179L48 178L47 179L48 182H47V180L44 181V179ZM54 177H56V178H54ZM86 177L87 178L89 177V179L93 178L92 179L93 181L92 180L90 181L89 179H87L88 182L86 181V182L81 183L83 180L85 181ZM41 178H42L43 184L40 183ZM114 178L116 181L114 180ZM167 178H168V180H167ZM17 179H19V180H17ZM35 179H37V181L40 179V181L37 182ZM118 179L119 180L122 179V180L119 181ZM14 180L17 183L21 184L20 185L21 187L19 186V184H14V183H16V182H14ZM31 180H32V182H31ZM62 180H64L63 186L66 185V187H64V188H62ZM94 180H95V182H94ZM106 180L111 185H109V183H107ZM53 181H54V183H52ZM57 181H61V182L57 183ZM21 182L24 184V186H22L23 184ZM30 182L32 185H30ZM46 182L48 183L47 184L48 186H49V182H50L51 187H52V184L56 187H53L52 188L53 190H52L51 187L49 188L48 186H46L44 184ZM177 182L180 183L179 184L180 187L177 184ZM187 182L189 183V185ZM39 183L43 186L39 185ZM55 183H57L59 185L61 184V186L55 185ZM67 183H69L68 185H70V186L73 185L72 187H73L74 191L78 190L77 189L78 186H79L80 192H81V190L90 191L93 189L92 191H93V193H95V195L92 194V192H91V194H92L91 196H96V198L90 197V195H89L90 193L88 191H86V192L82 191V193L84 195L75 191L78 194L75 193L73 195L72 193H74V191L72 189L68 188L69 186H67ZM87 183L89 184L90 187H92V189L90 187H89L90 190L86 189V186L88 187ZM173 183H174L175 187L177 185L178 186L175 188L173 186ZM82 184H84V188H83ZM98 184L102 186V187L100 186L102 189L104 187V189L103 190L100 189ZM181 184H182V187H181ZM27 185L29 188L27 187ZM91 185H93V186H91ZM25 186L27 188H25ZM30 186H35V189L39 190V191L37 192L34 189V187H30ZM58 186H59V189L62 188V189H60V191L58 189L59 193H61L63 195L66 194L65 195L66 199L64 198V196H62L59 193L57 194V198H56L57 192H55V190L57 191ZM76 186H77V188H76ZM36 187L39 189H37ZM41 187H42V189H40ZM94 187H95V189H94ZM171 187H173V188H171ZM31 188H33V190H31ZM48 189H49V191H48ZM63 189L66 190L65 194L63 193L64 192ZM98 189H100V190H98ZM70 190L72 193L69 192ZM94 191H96V192H94ZM109 191H111V192H109ZM87 192H88L89 196L85 197V193H87ZM169 192H171V193H169ZM53 193H55L54 194L55 196H52ZM45 194L49 195V196H46L47 198H49V197H51V198L54 197L53 199L56 198L55 199V200H57L56 202L60 201L59 202L60 204H61V200H62V205L60 206L59 203H57L56 205L51 204V203H53V201H51L52 199H50L48 201L47 198H43V200L40 201V199H42L41 195H43V197H44ZM70 194H71V196H70ZM78 195H79L78 198L73 197V196H78ZM81 195H83L87 200L93 199V202H95V205H93L94 203L91 200L90 202H91L92 206L90 208L89 202H88L89 200L86 201V199ZM38 197H40V199ZM59 197L61 200L59 199ZM68 197L69 198L71 197L70 198V199H72L71 202H70V199ZM81 197H83V199ZM31 198H32V200H31ZM80 198H81L82 202L84 201L83 203L80 201ZM63 199L66 200L65 203L63 202ZM73 199H74V201H76L77 199L79 201L77 200L78 202L74 203ZM33 200H34V202H33ZM106 200H108V201H106ZM66 202H67V204H66ZM80 202L83 205L85 203L87 205L82 206V205H80ZM101 202H102V204H101ZM40 203H43L42 205H44L42 208H38V207L42 206ZM46 203H48L47 207H45ZM54 203H55V201H54ZM110 203H112V204H110ZM100 204L104 208L100 207L101 208L100 209L99 208ZM48 205H50L51 208H49ZM76 205H77V207H76ZM55 206H57L58 209L59 208L64 209L65 206L68 207V208H65L64 210L59 209L61 211L60 213L62 214L63 217H61L60 213L55 212L56 210H58L55 208ZM86 206H89L88 207L89 209L85 208L86 209V211H85L83 208ZM52 207L54 208L53 210L56 209L54 211L56 213V215L59 214V216H55V213H54V216H52L53 219L50 216L51 213H52L51 215H53ZM95 207H97V208H95ZM110 207H111L112 211H111ZM44 208H46V211L48 214L46 213ZM47 208H48V210H47ZM76 208L79 210H76ZM80 208H82V209H80ZM49 209H51V210H49ZM66 209H68V210H66ZM43 210H44V212H43ZM65 210L69 211V213L68 212L65 213L64 212ZM82 210L84 211V213L87 212L88 215L90 214V210H91L92 215H90L91 216L90 220L93 219L91 221V223L88 220L90 217H87L88 215L86 213V215H85L87 217V219H86L85 216L83 215L84 213ZM87 210H89V212ZM106 210L108 212L107 214H106ZM33 211L35 213H33ZM40 211H42V213L39 214ZM50 211H52V212H50ZM77 211H80V212L82 211V213L79 212V214H81L82 217H84L83 219L87 220V221L85 223V222H83L84 220L82 219L81 222H83V225L86 226V228L89 227L88 230L86 228L84 229L82 223L80 222V220H81L80 216L81 215L79 216ZM103 211H105V212H103ZM114 211H115L116 215H119L118 216L119 219H117V221L116 220L112 221V223L109 222L108 220H104L106 224H104V227H102L100 223L103 222L102 221L103 216L105 215L107 218L109 216V214L110 215L114 214ZM36 212H37V214H36ZM71 212L75 213V214H71ZM95 212H98V213L103 212V214L104 213L105 214L99 215L100 213L98 214ZM121 212L122 213L124 212L123 215ZM43 213H46V214L43 215ZM118 213H120V214H118ZM38 215L42 216L41 218H44L43 222L41 221L42 219L40 217H38ZM47 215H48V217H47ZM95 215H96V217L98 216L99 219L101 218L102 222H100L98 218H96V220H95ZM43 216H45V217H43ZM45 218L48 221H50V219H51V222L53 221L55 223L54 224L52 222L54 227L57 226L56 229L54 227H52L53 225L50 224L51 222L49 223ZM62 219L67 220V223H66V221H63ZM44 220H45V222H44ZM55 220H56V222H55ZM57 220H59V221H57ZM60 220H62L63 223ZM93 221H97L96 222V228L98 227V223L100 224L101 227L99 226L97 229L92 230L95 228V227L94 228L92 227V226H95V224L92 223ZM41 222H42V224L44 223V225L46 227L43 228V225L39 224ZM107 222H109L110 224L108 225ZM58 223H62L61 228L64 227V228H62V232L60 231L61 228H60V224H58ZM67 224H69V226H70L69 228H68ZM89 225L92 227V229H90ZM58 226L60 228L59 230H58ZM41 228L43 230L44 229L45 230L43 231V230H41ZM74 228L76 231H78L80 233L83 232L85 234L82 233L80 236H77L74 234V230H73V232H71V231L69 232V229H74ZM53 229H54V231H53ZM84 230H85V232H84ZM90 230H91V232H90ZM86 231H88L89 233L88 232L86 233ZM57 232H59V233L57 234ZM64 232L66 233V237L68 236L67 238H64L65 237ZM67 233H68V235H67ZM69 233H73L74 236L73 235L71 236ZM60 234H62V235H60ZM54 236H55V238H53ZM53 240H55L54 241L55 244L50 243V242H53ZM63 241H65V242L63 243ZM23 245H24V247H23ZM30 245H31V247H30ZM55 247L57 248L58 251L56 250ZM51 248H52V250H51ZM39 250H41V251H39ZM29 252H30V255H29ZM33 252H35V253L33 254ZM36 252H37V254H36ZM29 256L32 257V259ZM43 256H45V257H43ZM16 257H17V259H16ZM30 259L32 262L30 261ZM39 262H38V264H40Z\"/></svg>", "mask_w": 264, "mask_h": 264}, {"label": "bare ground", "instance_id": "2", "mask_svg": "<svg viewBox=\"0 0 264 264\" xmlns=\"http://www.w3.org/2000/svg\"><path fill=\"white\" fill-rule=\"evenodd\" d=\"M72 1L75 2V0H72ZM98 1H99V0H98ZM102 1H103V0H102ZM147 1H148V0H147ZM151 1H152V0H151ZM170 1H171V2H174V1H176V0H173V1L170 0ZM181 1H182V0H181ZM183 1H184V0H183ZM183 1H182V2L179 1L180 4L182 3L181 8H183V3H184ZM192 1H193V0H192ZM215 1H216V0H215ZM231 1H234V3H236L237 6H238V5L240 6L241 3H239V2H242V1H244V0H231ZM245 1H246V0H245ZM248 1H249V3H250V0H248ZM251 1H252V0H251ZM259 1H260V0H259ZM261 1H262V0H261ZM99 2H100V1H99ZM216 2H217V1H216ZM216 2H215V3H216ZM252 2H253V1H252ZM252 2H251L250 4H249L248 2H246V3L249 4V5H245L246 8H245V10L243 11V12H245V14H244L245 16H243V17H241L240 14H239L240 17L238 16V14L234 16V13H235V12L238 13L237 11H234V13H233L232 15H230V12H231V11H230V12H229V11L226 12L227 9L225 10V12H226L225 14L230 15L231 18L236 17V18H234V19L236 20V22H238V23L240 24V25H239L238 27H236L235 29H233L234 26H232V29H230V28H231V27H230V28L228 29V30H229L228 32H226V31H227V30H226L227 28H226V29H224V30H226V31H224V32H226L228 35H230L231 37H233V38L231 39V37L229 36L230 38H228V41L230 40V43H231V40L234 39V41H233V43H232L233 45H234V43L236 42V44H235L236 47H238L237 45H240L241 48L243 47V49H240V52H241V54L243 53L244 55H243V56H240V55H239V56H240L239 58H240L241 61H243V62H244V61L247 62V59H246V58H248V55L251 54L252 52H253V53H252L250 56L252 57V56L254 55V50H255L254 48H255V46L253 45L254 47H252V48H253V50H252V48H250V47L248 46V44H247V42H246L247 40H245V37H246V36L243 35V37H244V40H243V39L241 38V34H240V33H243V32H245V31H249V32L251 33V39H250V36H247L246 39L249 38L248 40H250L251 42H254V44H255V43H258L259 38H260V41H259L260 43L262 42L261 40H264V39L262 38V36H264V21L262 20V17H264V7L260 6L259 3H257V4H258V6H257L255 2H253V3H252ZM25 3H26V2H25ZM72 3H73V2H72ZM166 3H167V2H166ZM202 3H204V2L202 1L200 4H202ZM205 3H206V2H205ZM225 3H226V2H225ZM225 3H224V5H225ZM254 3H255V4H254ZM263 3H264V2H262V4H263ZM23 4H24V3H23ZM26 4H27V3H26ZM159 4H160V3H158V5H159ZM168 4H169V3H168ZM175 4H176V3H175ZM180 4H179V6H180ZM187 4H188V3H187ZM207 4H208V3H207ZM169 5H171V4H169ZM177 5H178V3H177ZM177 5H176V6H177ZM190 5H191V4H190ZM190 5H189V6H190ZM194 5H195V4H194ZM221 5H222V4H221ZM263 5H264V4H263ZM13 6H14V5H13ZM18 6H19V5H18ZM20 6H21V3H20ZM70 6H71V5H70ZM134 6H135V5H134ZM136 6H137V5H136ZM160 6H161V5H159V7H160ZM163 6H164V4L162 5V7H163ZM176 6H175V8H177ZM191 6H192V5H191ZM196 6H197V5H196ZM196 6H192V7H191L192 9H190V10H194ZM200 6H201V5H200ZM219 6H220V3H219V5H218V7H219ZM232 6H233V5H232ZM232 6H231V7H232ZM241 6H242V4H241ZM16 7H17V6H16ZM67 7H68V6H66V8H67ZM186 7H187V6H186ZM186 7H185V10H186V9L189 10L190 7H189V8H186ZM193 7H194V9H193ZM207 7H208V6H207ZM213 7H214L215 10L217 11V9H218L217 6L212 5L211 8H213ZM231 7H230V8H231ZM243 7H244V4H243ZM29 8H30V7H29ZM52 8H53V7H52ZM171 8H173V7H171ZM178 8H180V7H178ZM181 8H180V9H181ZM197 8H199V10H200V7H197ZM197 8H196L195 10H198ZM204 8H206V7L204 6ZM211 8L209 7V9H211ZM216 8H217V9H216ZM222 8H223V5L221 6L220 10H221ZM238 8H239V7H238ZM59 9H60V7H59ZM160 9H161V8H160ZM165 9H166V8H165ZM165 9H164V10H165ZM173 9H174V8H173ZM207 9H208V8H207ZM234 9H236V8H234ZM239 9H240V8H239ZM241 9H242V8H241ZM42 10H43V8H42ZM60 10H62V9H60ZM129 10H130V9H129ZM136 10H137V9H136ZM187 10H186V11H187ZM199 10H198V11H199ZM212 10H213V9H212ZM212 10H210L209 14H205L206 16L209 15L208 17L211 16V17H210V18H212L211 21H213V18H214V17L217 18V16H212V15L210 14ZM215 10L212 11V13H213V12H214L215 14L218 13V12H215ZM223 10H224V8H223ZM223 10H221V12H222ZM45 11H46V10H45ZM131 11L133 12L134 10H131ZM131 11H130V12H131ZM27 12H28V11H27ZM60 12H61V11H60ZM134 12H139V11H134ZM166 12H168V11H166ZM223 12H224V11H223ZM15 13H16V12H15ZM31 13H32V12H31ZM61 13H62V15H63V12H61ZM149 13H150V12H149ZM177 13H178V12H177ZM231 13H232V12H231ZM236 13H235V14H236ZM239 13H241V12H239ZM23 14H25V13H23ZM42 14H43V16H45V15H44L45 13H42ZM113 14H114V13H113ZM128 14H129V13H128ZM133 14H134V13H132V14L130 13V14H129L130 16H128V18H131V19H132V18L134 17V16L131 17ZM135 14H136V13H135ZM154 14H155V13H154ZM159 14H160V13H159ZM223 14H224V13H223ZM15 15H17V14H15ZM31 15H32V14H31ZM50 15H51V14H50ZM62 15H61V16H62ZM160 15H161V14H160ZM219 15H220V14H219ZM43 16H42V17H43ZM66 16H67V14H66ZM85 16H86V15H85ZM156 16H159V15H155V17H156ZM163 16H164L165 18H163ZM163 16H160L161 18H163V20H162V22H161V24H160L162 30H164V31H169V30H170V32L174 33V32H173V27L171 26V24H172V23H173V24H175V23L177 24V22H175L176 20L174 21L173 14L170 12V13H168V14H166V15H163ZM175 16H177L176 12H175ZM203 16H204V15H203ZM220 16H222V15H220ZM220 16H218V17L220 18ZM230 16H228V17L230 18ZM232 16H233V17H232ZM46 17H47V16H46ZM50 17H51V16H50ZM59 17H60V16H59ZM118 17H119V16H118ZM184 17H186V16L184 15ZM204 17H205V16H204ZM204 17H203V19H204ZM222 17H223V16H222ZM222 17H221V18H222ZM44 18H45V17H44ZM52 18H53V16H52ZM186 18H187V17H186ZM186 18H185V19H186ZM199 18H202V16H201V17L199 16ZM199 18H198V19H199ZM210 18H209V19H210ZM216 18H214V20H217L216 23H218V21H219L220 19H219V18L216 19ZM226 18H227V17L225 16V21H226L227 19H228V20H227V24H224V26H225V25H226V26H228V25L231 26L232 23H233L232 20L230 21L229 18H227V19H226ZM16 19H17V18H16ZM28 19H29V17H28ZM42 19H43V18H42ZM55 19H57V18L55 17L54 19H52V20H53V23H56V22H54ZM92 19H93V18H92ZM135 19H136V18H134V19H132V20H135ZM152 19H153V17H152ZM181 19H182V18H181ZM206 19H207V17H206ZM206 19H205V20H206ZM218 19H219V20H218ZM234 19H233V20H234ZM50 20H51V18H50ZM235 20H234V21H235ZM39 21H40V20H39ZM46 21L48 22V17H47V20H46ZM85 21H86V20H85ZM93 21H94V20H93ZM211 21H210L209 23L212 24ZM223 21H224V20H223ZM223 21H222V22H223ZM225 21H224V22H225ZM15 22H17V21L15 20ZM86 22H87V21H86ZM181 22H182V21H181ZM200 22H201V21H200ZM206 22H207V21H204L203 23L205 24ZM213 22H215V21H213ZM222 22H220V23L222 24ZM224 22H223V23H224ZM229 22H230V23L232 22L231 25L228 24ZM12 23H13V22H12ZM27 23H28V22H27ZM32 23H33V22H32ZM37 23H38V22H37ZM43 23H44V22H43ZM115 23H116V22H115ZM124 23H125V22H124ZM130 23H133V21H132V22H131V21L129 22V27L132 26V24L130 25ZM178 23L180 24V21H179ZM220 23H219V24H220ZM22 24H23V23H22ZM33 24H34V23H33ZM38 24H39V23H38ZM46 24H47V23H46ZM176 24H175V26H176ZM204 24H201V23H200V25H198V26L200 27L201 30H202L203 28H205V27H204ZM211 24H210V25H211ZM213 24H215V23H213ZM219 24H216V25L219 26ZM114 25H115V24H114ZM116 25H118V24L116 23ZM177 25H178V24H177ZM183 25H184V24H182V26H183ZM201 25H202L203 28H201ZM210 25H208V23H207L206 27H207V26H210ZM46 26H47V25H46ZM46 26H44V27H46ZM55 26H56V28H57V25H54V28H55ZM92 26H94L93 23H92ZM124 26H125V28L127 27L126 25H124ZM124 26H123V27H124ZM179 26L181 27V25H179ZM218 26H214V27L212 26V27H213V29H216V28H218ZM221 26H223V25H221ZM226 26H225V27H226ZM117 27H118V26H117ZM129 27H127V28H128L127 30H130ZM199 27H197V28H199ZM210 27H211V26H210ZM215 27H216V28H215ZM219 27H220V26H219ZM39 28H40V27H39ZM92 28H93V27H92ZM131 28H132V27H131ZM150 28H151V27H150ZM150 28H149V29L147 28V29L150 30ZM182 28H183V27H182ZM185 28L187 29V27H185ZM208 28H209V27H208ZM220 28H221V27H220ZM220 28H219V29H220ZM223 28H224V27H223ZM112 29H113V28H112ZM147 29H145V30H147ZM186 29H185V30H186ZM189 29H190V28H189ZM192 29H193V28H192ZM213 29H212V32H211V30H209V31H210L211 33H213ZM27 30H28V29H27ZM124 30H125V29H124ZM193 30H194V33H195V32H196L195 30H198V29L195 28V29H193ZM193 30H192V31L190 30V33H191L190 36L193 35V37L195 38V37H197L198 35L196 36V34H195V35L192 34ZM201 30H199V31L201 32ZM204 30L208 31L207 28L204 29ZM216 30H217V29H216ZM216 30H214V33L217 34V37H219V35H220L221 32H222L221 30H223V29H220V31H218V32H220V34H218V32H215ZM250 30H251V31H250ZM46 31H48V30H46ZM51 31H52V30H51ZM54 31H55V29H54ZM151 31H152V33H154L153 28H151ZM151 31H150V32H151ZM159 31H160V30H159ZM164 31H163V34L165 33ZM187 31H188V29H187ZM187 31H185V32H187ZM202 31H203V30H202ZM29 32H30V31H29ZM52 32H53V31H52ZM142 32H143V31H142ZM183 32H184V30H183ZM210 32H209V33H210ZM48 33H49V31H48ZM83 33H84V32H83ZM113 33H114V32H113ZM113 33H112V34H113ZM131 33H132L133 35L135 34V32H131ZM136 33H137V32H136ZM155 33H158V32L156 31ZM167 33H168V35H169V32H167ZM188 33H189V31H188ZM196 33H197V32H196ZM204 33H206V32L204 31V32H202L201 34H204ZM207 33H208V32H207ZM214 33H213V34H214ZM247 33H248V32H247ZM45 34H46V33H45ZM53 34H54V33H53ZM85 34H87V33L85 32ZM101 34H102V33H101ZM116 34H117V33H116ZM132 34H131V36H133ZM160 34H162V32H161V33L159 32V35H160ZM215 34H214V35H215ZM227 34H226V35H227ZM35 35H37V34H35ZM94 35H95V31H94ZM102 35H103V34H102ZM135 35H137V34H135ZM135 35H134V36H135ZM138 35H139V34H138ZM148 35H149V33H148ZM148 35L146 34V36H148ZM159 35H158V36H159ZM166 35H167V34H166ZM166 35H165V36H166ZM168 35H167V36H168ZM175 35L177 36L178 34H177V33H174L173 36L176 37ZM199 35H200V34H199ZM208 35H209V34H208ZM222 35H224V33H223ZM222 35H221V36H222ZM226 35H225V36H226ZM247 35H248V34H247ZM38 36H39V35H38ZM83 36H84V35H83ZM97 36H98V33H97ZM97 36L95 35V37H97ZM100 36H101V35H99V37H100ZM119 36H120V35H119ZM149 36H150V35H149ZM149 36H148V37H149ZM151 36H152V37H151ZM151 36H150V40H151L152 42H154V43L157 41V39H158V41L161 39V38H159L160 36H159V37H156L157 34H156V36H153V35L151 34ZM161 36H162V35H161ZM169 36H170V35H169ZM169 36L166 37V38H168V40L171 41L172 38L169 39V38L171 37V36H170V37H169ZM200 36H201L200 39H202V42H204V41H203L204 37L208 39V37H206V36H204L203 38H202V35H200ZM200 36H199V37H200ZM210 36H211V35H210ZM5 37H6V36H5ZM31 37H32V35H31ZM41 37H42V35H41ZM113 37H114V36L112 35V38H113ZM117 37H118V35H117ZM120 37H121V36H120ZM137 37H138V36H137ZM148 37H147V38H148ZM182 37H184V36H182ZM199 37H197V38H199ZM212 37H213V39H212V41H213L214 38H215L216 36L214 37V36L212 35ZM212 37H211V38H212ZM227 37H228V36H227ZM39 38H40V36H39ZM47 38H48V37H47ZM97 38H98V37H97ZM162 38H163V37H162ZM179 38H180V37H179ZM191 38H192V37H191ZM197 38H196L197 42H198V40L200 41V39H197ZM211 38H210V39H211ZM219 38H220V37H219ZM223 38H225V37H222V40H223V42H224V39H223ZM238 38H239V39L241 38V40H238ZM100 39H101V37H100ZM113 39H114V38H113ZM117 39H118V38H117ZM120 39H121V38H119L118 40H120ZM122 39H123V37H122ZM176 39H178V37H177ZM185 39H186V42H187V40H190V37L188 38V36H186ZM42 40H43V39H41V41H42ZM90 40H91V39H90ZM95 40H96V39H95ZM95 40H94V41H95ZM97 40H98V39H97ZM115 40H116V38H115ZM124 40H125V39H124ZM124 40L122 41L123 43H124ZM131 40H133L132 37H131ZM163 40L165 41V38H163ZM163 40H162V41H163ZM174 40H175V39H174ZM191 40H193V39H191ZM191 40H190V44H191V42H192ZM194 40H195V39H194ZM194 40H193V43H192L193 45L191 44L192 46H194V47H192L193 49H194L195 47H198L197 44H194V42H195ZM222 40H221V41H222ZM39 41H40V39H39ZM43 41H44V40H43ZM107 41H108V40H107ZM221 41H220V42H221ZM237 41H240V42H238L239 44L237 43ZM250 41L248 42L249 45L251 44ZM96 42H97V41H96ZM101 42H102V43H105V42H103V41H101ZM101 42H100V44H101ZM122 42H121V40L119 41V43H122ZM134 42H135V39L133 40V43H134ZM165 42H167V40H166ZM176 42H177V41H176ZM188 42H189V41H188ZM217 42H218V40H217ZM223 42H221V43H222L221 45H224ZM48 43H49V42H48ZM107 43H108V42H107ZM107 43H105V45H106ZM167 43H168V42H167ZM198 43H201V42H198ZM204 43H205V45H204ZM204 43H203L202 47H203V46H206V47H204V48H202V49L205 50V49L207 48V46L209 45V43H207V40H206V42H204ZM213 43H214V44H212L213 46H214V45H215V46H217V45L219 46V47L217 46V47H213V48H219L220 51H221V48H222V49H223V48H226L225 51L222 50L221 52L223 53V51H224L223 54H225V56H226L227 53H228V54L231 53L230 55L227 54V57H228V58H229V56L233 57V54L235 53V51H234V53L228 51V50H230L231 48L227 50V47H228V46H227V47H225V46L221 47V45H219V44H220L219 42H218V43L213 42ZM224 43H225V42H224ZM263 43H264V42H263ZM4 44H5V43H4ZM13 44H14V43H13ZM38 44H39V43H38ZM95 44H96V43H95ZM95 44H94V45H95ZM100 44H97V45H100ZM116 44H117V43H116ZM136 44H139V43L136 42ZM150 44H151V43H150ZM158 44H161V45H162V44H164V42L162 43V42L159 41ZM179 44H180V42H179ZM181 44H182V43H181ZM216 44H217V45H216ZM261 44H262V43H261ZM84 45H86V44L84 43ZM90 45H91V42H90ZM92 45H93V42H92ZM125 45H126V44H125ZM152 45H154V44H152ZM155 45H156V44H155ZM155 45L153 46V48H151V51H153V54H154V52H155L157 49L160 50V49L163 47V45H162V46L160 45V46H161L160 48H159L158 46H156L157 49H154V48H155ZM168 45H169V44H168ZM171 45L173 46V44H171ZM182 45L184 46V44H182ZM195 45H196V46H195ZM257 45H259V44H257ZM3 46H4V45H3ZM15 46H16V45H15ZM34 46H35V45H34ZM37 46L39 47V45H37ZM45 46H46V45H45ZM86 46H88V45H86ZM86 46H85V47H86ZM128 46H129V45H128ZM131 46H132V45H131ZM150 46H151V45H150ZM178 46L180 47V45H178ZM178 46H177V44H176V47L179 49ZM247 46H248L252 51H251L250 49L248 50V49H247V48H248ZM262 46H264V44H262ZM18 47H19V45H18ZM25 47H26V46H25ZM30 47H31V46H30ZM30 47H28V48H30ZM38 47H37V48H38ZM89 47H90V46H89ZM94 47H96V46H93V48H94ZM113 47H115V46H114V40H113ZM151 47H152V46H151ZM167 47H169V46H167ZM184 47H185V46H184ZM184 47H183V48H184ZM240 47H239V48H240ZM246 47H247V48H246ZM4 48H7V47H4ZM91 48H92V47H91ZM99 48H101V47H99ZM127 48H128V47H127ZM163 48H164V47H163ZM165 48H166V45H165ZM183 48L181 47L180 49H183ZM192 48H191V49H192ZM210 48L212 49V46H210ZM7 49H8V48H7ZM9 49H10V48H9ZM19 49H20V48H19ZM32 49H33V48H32ZM35 49H36V48H35ZM168 49H169V48H168ZM171 49H172V48H171ZM180 49H179V50H180ZM185 49H186V47H185ZM185 49H184V50H185ZM196 49H197V48H196ZM198 49H199V48H198ZM202 49H200V50L202 51ZM207 49H208V48H207ZM211 49H210V50H211ZM245 49H246V50H245ZM94 50H96V49L94 48ZM98 50H100V49H98ZM116 50H117V49H116ZM158 50H157V51H158ZM164 50H166L167 52H165ZM164 50L161 49L159 52H162V51H163L162 53L165 52L166 54L170 52L169 50H167V48L164 49ZM179 50H178V51H179ZM184 50H183V51H184ZM188 50H189V49H188ZM188 50H185V51H188ZM204 50H203V51H204ZM208 50H209V49H208ZM210 50H209V51H210ZM233 50H234V49H233ZM233 50H232V51H233ZM237 50H238V49H237ZM241 50H242V51H241ZM10 51H11V49H10ZM33 51H35V50H33ZM100 51H102L103 53H105V52L103 51V49L100 50ZM105 51H109V50H105ZM110 51H111V50H110ZM110 51L107 52V53H111ZM151 51H150V52H151ZM168 51H169V52H168ZM172 51H173V50H171V52H172ZM181 51H182V50H181ZM203 51H202V52H203ZM209 51H205V52L203 53L204 56L200 53L199 50H198V51L196 50L195 52H196L197 54H198V52H199V53L202 55V58L204 59V58L206 57V56H205V53H206V52H209ZM217 51H218V50H217ZM226 51H228V52H226ZM230 51H231V50H230ZM249 51H251V52H249ZM255 51H256V50H255ZM30 52H31V51H30ZM30 52H29V53H30ZM40 52H43V51H40ZM95 52H97V51H95ZM98 52H99V51H98ZM171 52H170V53H171ZM225 52H226V53H225ZM244 52H245V53H244ZM248 52H249V53H248ZM262 52H263V51H262ZM0 53H1V52H0ZM5 53H7V52H5ZM33 53H34V52H33ZM90 53H91V51H90ZM90 53H89V54H90ZM99 53H100V52H99ZM103 53H101V54H103ZM107 53H106V55H107ZM124 53H125V52H124ZM127 53H128V52H127ZM131 53H132V52H131ZM145 53H146V52H145ZM162 53H160V55H161ZM173 53H174V51H173ZM173 53H172V54H173ZM176 53H177V52H176ZM178 53H179V52H178ZM189 53H190V50H189ZM189 53H186V52H185V55H188ZM256 53H257V52H256ZM256 53H255V55H256ZM7 54H8V53H7ZM19 54H20V52H19ZM35 54H36V53H35ZM97 54H98V53H97ZM101 54H99V55H101ZM147 54H148V59H150V57L152 56V52H151V53L148 52ZM147 54H146V56H147ZM149 54H151L150 57H149ZM155 54L157 55L156 52H155ZM180 54H182V53H180ZM192 54H193V53H192ZM197 54H195V55H193V56H195V57L197 58V60H198L199 57H200L201 55L196 56ZM236 54H237V53H236ZM239 54H240V53H239ZM5 55H6V54H3V53L0 54V59L8 60V57L5 56ZM9 55H11V54H9ZM22 55H23V53H22ZM32 55H33L32 57H34V54H32ZM38 55H39V53H38ZM38 55H36V56H38ZM42 55H43V54H42ZM91 55H93V53H91L90 56H91ZM126 55H127V54H126ZM143 55H145V54H143ZM158 55H159V54H158ZM158 55H157V56H158ZM168 55H169V54H168ZM168 55H165V57L168 56ZM183 55H184V53H183ZM185 55H184V56H185ZM206 55H207V54H206ZM25 56H27V55H25ZM28 56H30V54H29ZM36 56H35V57H36ZM107 56H109V55H107ZM110 56H113V55L111 54ZM110 56H109V57H110ZM153 56H154V55H153ZM153 56H152V59H153V61H154V58H155L156 56H155L154 58H153ZM163 56H164V54H163ZM163 56L161 55L160 58L162 59ZM184 56H183V57H184ZM190 56H191V53H190ZM207 56H208V55H207ZM234 56H235V54H234ZM259 56H261V55H259ZM20 57H22V56L20 55ZM35 57H34V58H35ZM38 57H39V56H38ZM93 57H95V55H93ZM101 57L103 58V55H102ZM129 57H130V56H129ZM129 57H128V58H129ZM132 57H133V56H132ZM158 57H159V56H158ZM158 57H156V58L158 59ZM168 57H169V56H168ZM173 57H174V54H173ZM178 57H179V56H178ZM181 57H182V56H181ZM183 57H182V58H183ZM185 57H186V56H185ZM195 57H194V58H195ZM218 57L221 58L222 56H218ZM241 57H242V58H241ZM254 57H255V56H254ZM254 57H252V58H254ZM262 57L264 58V56H262ZM22 58H23V57H22ZM26 58H27V57H26ZM125 58H126V56H125ZM163 58H164V57H163ZM171 58H172V56H171ZM196 58H195V59H196ZM220 58H218V59H220ZM222 58H223V59H220V62H219V60H218V63H219L220 66H221L223 63H226L227 61H229V60H226V61H223V62H222L221 60H225L224 57H222ZM225 58H226V57H225ZM228 58H226V59H228ZM236 58H238V56H237V57L235 56L234 59H236ZM28 59H29V58H28ZM31 59H32V58H31ZM95 59H96V58H95ZM107 59H108V57H107ZM107 59H106V60L103 59V60H104L103 64H104L105 67H104V69H103L102 71H103V73L105 72V74L102 75L101 77H102V78H103V77H107V79H109V78L112 79V76H114L115 74H111L112 72H111V68H110V67H111V64L114 62V59L116 60V57H115L113 60L111 59V60L113 61V62H111V63L107 62ZM109 59H110V58H109ZM166 59H167V58H166ZM172 59H173L172 61H174V58H172ZM192 59H193V58H192ZM195 59H193L194 62L197 61V60H195ZM203 59H202V61H203ZM230 59L233 60V58H230ZM250 59H251V58H250ZM250 59H249V61L252 62L253 59H252V60H250ZM255 59H257V58L255 57ZM255 59H254V61H258V62L261 60V58H259V57H258L259 60H255ZM16 60H17V59H16ZM35 60H36V58H35ZM38 60H39V58H38ZM125 60H126V59H125ZM135 60H136V59H135ZM150 60H151V59H150ZM176 60H177V59H176ZM183 60H184V62H186L185 59H183ZM232 60H231V61H232ZM236 60H237V59H236ZM18 61H19V60H18ZM147 61H148V60H147ZM160 61H161V60H160ZM163 61H164V59H163ZM168 61H170V59H168ZM168 61H167V62H168ZM177 61H179V60H177ZM177 61H176V63L173 65V68H174V66L177 64L176 66H177V68L180 70V67H181V66L178 67V66H179V65H178L179 63H177ZM180 61H182V60H180ZM187 61H190V62H186V63H187V66H188L189 63H190V64H191V63H194V62H191L192 60H187ZM198 61H199V60H198ZM198 61H197V62H198ZM213 61H214V60H213ZM0 62H1V61H0ZM8 62H9V61H8ZM16 62H17V61H15V63H16ZM129 62H130V60H129ZM134 62H135V61H134ZM151 62H152V61H151ZM156 62H158V60H156L155 63H156ZM164 62H165V64H162V65H165V67L167 68L169 64L166 63V60H165ZM164 62H162V63H164ZM200 62H201V58H200ZM215 62H216V61H215ZM232 62L234 63L233 66H236V69H237L238 72H237V71H234V69H233V71L230 70L231 72H233V74H227V75H230V76L232 75V78H234V79H231V80H237V79H236L237 77H239V76L242 75V74H245L244 72H247V71H244V72H243V66H244V64H243V65L241 64V65H242V70H241L240 67H238V68H240L241 72H243V73H242V74H239V73H241V72H239V70H238V68H237V64H236L237 61L235 62V60H234V61H232ZM232 62H231V63H232ZM246 62H245V63H246ZM261 62H262V61H261ZM263 62H264V59H263ZM135 63H136V62H135ZM135 63H134V66H139V65H140L139 68H140V67H143V66H141V65H143V64H139V63L137 62L136 64H139V65H135ZM149 63H150V61H149ZM152 63H153V62H152ZM168 63H169V62H168ZM171 63H172V62H171ZM173 63H174V62H173ZM181 63L183 64V62H181ZM186 63H185V64H186ZM195 63H196V62H195ZM198 63H199V62H198ZM201 63H202V62H201ZM203 63H204V65H206L205 62H203ZM203 63H202V64H203ZM228 63H229V62H227L226 65L224 64V65H222V66H226V67H227ZM231 63H230V64H231ZM241 63H242V62H241ZM247 63H250V62H247ZM247 63L245 64V66L247 65V66H249V68L252 67V68H254V69H255V68L257 69V67H258V68H261V67H259V66H260L259 64H261V65L264 64V63H257L259 66H255V67H253V66H252V65H254L253 63H252V64L250 63L249 65H248ZM13 64H14V63H13ZM20 64H21V63H20ZM41 64H42V63H41ZM44 64H45V63H44ZM69 64H70V63H69ZM146 64H147V62H146ZM150 64H151V63H150ZM150 64H147V65H150ZM156 64H157V63H156ZM156 64H154V66H155ZM166 64H167V66H166ZM235 64H236V65H235ZM4 65H5V67H6V64H5V63H4ZM4 65H3V66H4ZM17 65H18V64H16L15 66L18 67ZM45 65H46V64H45ZM48 65H49V64H47V67H48ZM170 65H171V64H170ZM193 65H194V64H192V67H190V68H192V70H196L195 67H196L197 63L195 64V67H194V68H193ZM231 65H232V64H231ZM239 65H240V64H239ZM241 65H240V66H241ZM1 66H2V65H1ZM21 66H22V65H21ZM100 66H101V65H100ZM150 66H152V65H150ZM157 66L160 67L159 64H157ZM176 66H175V68H176ZM184 66H185V65H184ZM197 66H198V65H197ZM199 66H200V65H199ZM208 66H209V65H208ZM208 66H207V68H206L207 70H205V71H206V74L211 75L212 70H211V73L209 72V71H210L209 69H211V67H210L211 65L209 66V68H208ZM250 66H251V67H250ZM262 66L264 67V65H262ZM7 67H8V65H7ZM23 67H24V66H23ZM39 67H41V66L39 65ZM47 67H46V68H47ZM52 67H53V66H51V68H52ZM58 67H61V66L58 65ZM102 67H103V66H102ZM155 67H156V66H155ZM155 67H154V69H155ZM162 67H163V66H162ZM169 67H171V66H169ZM169 67H168L167 70L165 69V72H166V73H167V71L171 70V68L169 69ZM200 67H201V66H200ZM200 67H199V68L196 67V68H198L197 71L199 70L198 72H201V71L204 70V69L201 70ZM213 67H214V66H213ZM229 67H230V66H229ZM229 67H227V69H228ZM42 68H43V67H42ZM44 68H45V67H44ZM54 68H55V67H54ZM54 68H53V69H54ZM64 68H66V67H64ZM69 68H70V67H69ZM77 68H78V67H77ZM81 68H82V67H81ZM143 68H144V67H143ZM143 68H141V69H143ZM150 68H151V67H150ZM173 68H172V69H173ZM183 68H184V67H183ZM201 68H202V67H201ZM214 68H216V67H214ZM232 68H235V67H232ZM232 68H230V69H232ZM252 68H251V69H252ZM0 69H1V68H0ZM3 69H4V68H3ZM5 69H6V68H5ZM30 69H31V68H30ZM34 69H35V67H34ZM37 69H38V68H37ZM59 69H61V68H59ZM75 69H76V68H75ZM96 69H97L98 72L101 71V70H99V69L97 68V66H96ZM133 69H134V68H133ZM151 69H152V68H151ZM154 69H153V70H154ZM181 69H182V68H181ZM212 69H213V68H212ZM216 69H217V68H216ZM245 69H246V68H245ZM9 70H10V69H9ZM81 70H82V69H81ZM81 70H80V73H81ZM144 70H146V68H145ZM144 70H143V71H142V70H139V71L144 72ZM155 70H156V69H155ZM155 70H154V71H155ZM183 70H184V69H182V72H183ZM208 70H209V71H208ZM213 70H214V71H217V70H215V69H213ZM218 70H219V68H218ZM261 70H262V69H261ZM2 71H3V70H2ZM38 71H40V73H41L43 70L41 71V70L39 69ZM38 71H37V72H38ZM46 71L49 72L48 68H47ZM46 71H45V72H46ZM52 71H53V70H50V72H52ZM76 71H78V69H76ZM83 71H84V70H82V72H83ZM130 71H131V70H130ZM171 71H172V70H171ZM189 71H190V70H189ZM197 71H196V72H197ZM207 71H208V73H207ZM219 71H220V72L222 71V72H221V74H222L224 70H219ZM253 71H254V70H253ZM257 71H258V70H257ZM37 72H36V73H37ZM50 72L48 73V76H49V74H51ZM66 72H67V71H66ZM94 72H95V71H94ZM121 72H122V71H121ZM145 72L148 73V70L145 71ZM163 72H164V71H163ZM163 72L161 71V73H158V74H165V73H163ZM173 72H175L174 75H176V74L178 73V72L176 73L175 69L172 71V73H173ZM182 72H181V75H183ZM190 72H191V71H190ZM220 72L217 71V74H218V75H217L216 73H214V74L217 75L218 80H219V77H218V76L220 75ZM234 72H235V73H234ZM236 72H237V74H236ZM248 72H250V70H248ZM248 72H247V73H248ZM251 72H252V70H251ZM255 72H256V71H255ZM21 73H22V72H21ZM36 73H33V72H32V74L39 76V75L36 74ZM40 73H39V74H40ZM62 73H64V72H62ZM77 73H78V75H79V72H77ZM172 73L170 72V73H168V75H167V74H165L166 76L164 75L166 78L169 77V78H168V79H169V82L171 81L170 78H172V77H170V76L172 75ZM224 73H225V71H224ZM256 73H257V72H256ZM19 74H20V73H19ZM22 74H23V73H22ZM29 74H31V73H29ZM32 74H31V75H32ZM52 74H53V73H52ZM56 74H57V72H56ZM67 74H68V72H67ZM69 74H70V73H69ZM100 74H101V73H100ZM153 74H155V76H156V72L153 73ZM158 74H157V75H158ZM179 74H180V72H179ZM179 74H178V75H179ZM197 74H198V73H197ZM200 74L203 75L204 73L201 72ZM200 74H199V77H200ZM214 74L212 73V75L214 76V79L212 78L213 76L211 77V76L207 75V76L205 77L206 80H207V81H208V80L211 81V78L213 79L212 81L216 80V79H215V78H216V75H214ZM225 74H226V73H225ZM225 74H224V75H225ZM235 74H236V75H235ZM238 74H239V75H238ZM248 74H249V73H248ZM31 75H29V76H31ZM34 75H33V76H34ZM57 75L59 76V74H57ZM63 75H64V74H63ZM178 75L174 76L173 79H175V77H176L175 80H177V76H178ZM191 75H192V74H191ZM224 75H223V74L221 75V78H220V80H219L220 82H222V81H224V80L226 79V80H227V83H226V84H227L228 86H229V84H230V86H231V83H232V82H233L232 85H234V83H236V82H234V81L231 82V80H229V81H230V83H229L228 78H226L227 75H226V76H224ZM233 75H234V77H233ZM237 75H238V76H237ZM250 75H251V74H250ZM259 75H260V73H259ZM16 76H17V75H16ZM37 76H36V78H37ZM40 76H41V75H40ZM51 76H52V75H51ZM51 76H50V77H51ZM53 76L55 77V75H53ZM64 76H66V74H65ZM67 76H68V75H67ZM74 76H75V75L72 74V78H73ZM121 76L124 77L125 75H121ZM139 76H140V75H139ZM179 76H180V75H179ZM195 76H196V78H197V75H194V78H192V79H194L195 81H197L196 78H195ZM208 76H209L210 79H207ZM223 76L225 77L224 80H222V77H223ZM246 76H247V75H246ZM246 76H245V79L247 80ZM24 77H25V76H24ZM46 77H47V76H46ZM98 77H100V76H98ZM101 77H100V78H101ZM156 77H157V76H156ZM165 77H164V78H165ZM182 77H184V76H181V78L178 77V78H179V79H178L179 81H178V82L176 81L177 84H178L179 82H182L181 79H182V80H183V79H186L185 77H184V78H182ZM235 77H236V78H235ZM241 77H243V76H241ZM249 77H250V76L248 75V80L250 79ZM252 77H253V76H252ZM29 78H30V77H29ZM34 78H35V77H34ZM34 78H33V79H34ZM40 78H41V77H40ZM40 78H39V79L37 78V79H38L39 81L42 80L41 82L45 85V82H43V79H44L45 77H43L42 79H40ZM52 78H53V77H52ZM55 78H57V77H55ZM58 78H59V77H58ZM58 78H57V79H58ZM63 78H64V77H63ZM74 78H75V77H74ZM83 78H84V77H83ZM124 78H125V77H124ZM128 78H129V77H128ZM149 78H153V77H149ZM159 78H163V77L159 75ZM166 78H165V79H166ZM203 78H204V77H203ZM33 79H31V80H33ZM37 79H36V80H37ZM68 79H70V78H68ZM76 79H77V78H76ZM87 79H88V77H87ZM103 79H104V78H103ZM103 79H102V81H103ZM141 79H142V78H141ZM157 79H158V78H157ZM165 79H162V80L165 81ZM168 79H166V80H168ZM173 79H172V80H173ZM187 79H188V78H187ZM229 79H230V78H229ZM240 79H241V78L239 77V80H240ZM243 79H244V77H243ZM245 79H244V80H245ZM25 80H26V79H25ZM27 80H28V77H27ZM55 80H56V79H55ZM62 80H63V79H62ZM62 80H61V81H62ZM64 80H65V79H64ZM84 80H86V78H85ZM89 80H90V78H89ZM128 80H129V79H128ZM162 80L160 79V81H161V85L163 84V83H162ZM175 80H174V81H175ZM194 80H193V82H192V81H191V82L194 83V85H198V86H199V87L196 86V89H197V88H200V85L203 83V81L201 80L202 83L197 82V83H200V84H195V81H194ZM241 80H242V79H241ZM23 81H24V80H23ZM28 81L30 82V79H29ZM53 81H54V80H53ZM57 81H58V80H57ZM67 81H68V80H67ZM69 81H73V80H69ZM74 81H75V80H74ZM86 81H87V80H86ZM104 81H106V82H104ZM104 81H103V82H104L105 84H103L101 87L103 88L102 90H103V92L105 93V95H102V93L100 94V91H99L100 85L97 84V83H95L94 81H93V83H92V78H91V81H90L91 84L89 83L90 86L88 85L89 87H86V90H87V91L83 88V87H84V86H83L84 84H82V86H83V87H82L81 85H79V84L76 85L75 82H73V83H74V84H73V87L78 88V89H79L78 91H80V92L82 93V92L85 90L86 92L84 91L85 93L83 92V93H84L83 95L80 93V96L82 97V98H81L82 100H79V101H78L79 98H77V100H76V101L79 102L80 107H79V105H77V102H74V101H75L74 98H76V96H73L74 98H73V99L70 98V99L73 101V103H76L77 107H79L82 111H83V110L86 111L87 109L85 110V107L88 108V106H90L89 103L91 102V100H93V99H96V100H97V99L99 98V96H107L108 94H109V95H108V98H111L110 96L113 95V92H115V90L112 92V95H110V93H109V90H110V89H109L108 85L106 84V83H108V82H107V80H104ZM133 81H135V79H134ZM136 81H137L138 83H140L138 80H136ZM153 81H154V80H153ZM174 81H172V82H174ZM183 81H186V80H183ZM198 81H199V78H198ZM216 81H217V80H216ZM216 81H214V82H216ZM32 82H33V84H34L35 81H32ZM54 82H55V81H54ZM76 82L79 83V81H77V80H76ZM88 82H89V81H88ZM157 82H159V80H157ZM169 82H168V83H167V82H164V83L169 84ZM172 82H170V85H171ZM188 82H190V81H188ZM241 82H242V81H241ZM241 82H239V83L241 84ZM21 83H22V82H21ZM21 83H20V84H21ZM37 83H38V82H36V84H37ZM47 83H48V81H47ZM49 83H50V82H49ZM49 83H48V86H49ZM58 83H59V82H57L56 84L54 83L55 85H57L56 88H57L58 86H61V85H58ZM71 83H72V82H71ZM100 83H101V82H100ZM210 83H211V82H210ZM217 83H218V82H216L215 84L217 85ZM239 83H238V84H239ZM251 83H252V82H251ZM20 84H18L20 88H23V89H24V87L26 88L25 85H24V87H22ZM24 84H28V82H26V83H24ZM31 84H32V83H31ZM40 84H41V83H40ZM43 84H41V85H43ZM60 84H61V83H60ZM65 84H66L65 86H67L66 81H65ZM101 84H102V83H101ZM140 84L142 85V84H144V83L141 82ZM177 84H174V85L172 84V85H173V86H176ZM181 84H182V83H181ZM185 84H186V83H185ZM185 84H184V87L181 85V86L183 87V89L180 88V90H181L180 93L182 92V90H183V92H188V91H189V87H185ZM189 84H190V86H191V83H189ZM204 84H205V80H204ZM204 84H202V85H204ZM211 84H212V85H211ZM211 84H210V85L213 86V83H211ZM220 84H221V83H219L218 85H220ZM223 84H225V83L223 82ZM238 84H235V85H238ZM38 85H39V84H38ZM41 85H40V86H41ZM71 85H72V84H71ZM71 85H70V86H71ZM74 85H76V86H74ZM109 85H110V84H109ZM111 85H112V84H111ZM134 85H135V83H134ZM159 85H160V83H159ZM163 85H164V84H163ZM163 85H162V86H163ZM165 85H166V84H165ZM186 85H188V84H186ZM210 85H209V86H210ZM227 85H224V86H227ZM245 85H246V83H245ZM245 85L242 84V87L248 88V86H245ZM45 86H46V85H45ZM48 86H46V88H47ZM52 86H53V84H52ZM70 86L68 85V87H70ZM78 86H81L84 90L82 89L83 91H81V89H80ZM113 86L115 87L116 84L114 83ZM129 86H130V85H129ZM139 86H140L139 84H138V85L136 84L135 88L137 87V89L139 90V88H138ZM145 86H147V85L145 84ZM152 86H153V85H152ZM157 86H158V85H157ZM157 86H156V87H157ZM188 86H189V85H188ZM206 86L209 87L208 85H206ZM220 86H222V85H220ZM230 86H229V89H232V88L234 87V86H232V87L230 88ZM19 87H17V88H19ZM38 87H39V86H38ZM130 87H131V86H130ZM140 87H141V86H140ZM143 87H144V86H142V87L140 88V90H141ZM148 87H151V86H148ZM156 87H155V88H156ZM166 87L169 88V86H166ZM176 87H177V86H176ZM179 87H180V86H179ZM201 87H202V89H203L205 86H204V87L201 86ZM214 87H215L214 89H216V90H219V88H220L219 86H217L218 89L216 88V86H214ZM242 87H240V88L245 90V88H242ZM251 87H252V86H251ZM251 87H250V88H251ZM27 88H29V85H27ZM35 88H36V85H35ZM61 88H63V87H61ZM71 88H72V87H71ZM110 88H111V87H110ZM115 88H118V87H115ZM131 88H133V87H131ZM135 88H134V89H135ZM158 88H159V87H158ZM170 88H172V86H171ZM184 88H185V90H187V91H185ZM222 88H225V87L222 86V87L220 88L221 90H219V93H220V91H223ZM227 88H228V87H226V89H227ZM234 88H235V87H234ZM234 88H233V90H234ZM236 88H239V86H237ZM236 88H235V89H236ZM250 88H249V89H250ZM256 88L258 89V87H256ZM23 89H22V91H23ZM29 89H30V88H29ZM32 89H33V86H32ZM32 89H30V90H31L30 92H32ZM37 89H38V88H37ZM59 89H60V88H59ZM65 89H67V88H65ZM112 89H113V88H111V91H112ZM119 89H120V88H119ZM137 89H136V90H137ZM143 89H144V91H145V88H143ZM143 89H142V90H143ZM150 89H151V88H150ZM173 89H175V87H173ZM190 89H192V87H190ZM194 89H195V87H194ZM194 89L192 90V93H191V91H190V92L187 94V96L184 95L183 97L185 98V96H186V97L189 96V97L193 98L192 94H193V92H194ZM196 89H195V90H196ZM207 89H208V88H207ZM214 89H213V90H214ZM257 89H256V90H257ZM4 90H5V89H4ZM8 90H9V89H8ZM19 90H20V89H19ZM40 90H41V89H40ZM40 90H39V91H40ZM60 90H61V89H60ZM76 90H77V89H76ZM140 90H139V91H140ZM147 90H148V89H147ZM152 90H153V89H152ZM152 90H151V92H152V94H153L155 91H152ZM158 90H159V89H158ZM158 90L156 91L155 94H158V93H159ZM170 90H171V89H170ZM176 90H178V88H177ZM197 90H198V89H197ZM197 90H196V91H197ZM227 90H228V89H227ZM227 90H225V91L227 92V94L230 92V93L228 94V97H229V98L227 97V99H226V97H225L226 95H225V94H224V95L222 94V95H223V97H224L223 99H226V100L229 99V103H231V102H230L231 99H232V100H237V99H235V98L237 97V94H238V96H241V97L243 96V97H244V95H245L244 93H246V95H247V93H248V92H247L248 89H246L247 91L245 90V92H243V91L241 90V91L243 92L244 95H242L241 91L239 90V92H240L241 94H240L239 92H237V93H236V96H235L234 98H232V97L230 98V96H234L233 93H235V91L233 92V90H232V91L229 90V92H228ZM236 90H237V89H236ZM250 90L252 91V88H251ZM262 90H264V88H262ZM111 91H110V92H111ZM144 91H143V92H144ZM149 91H150V90H149ZM149 91H146V92L150 93ZM172 91L174 92V90H172ZM178 91H179V90H178ZM199 91H201V89H199ZM199 91H198V92H199ZM214 91H215V90H214ZM5 92H6V91H5ZM7 92H9V91H7ZM17 92H18V91H17ZM23 92H24V91H23ZM28 92H29V91H28ZM28 92H27V90H26V92H25L24 95H26V93H27V95H28ZM53 92H54V90H53ZM53 92H52V93H53ZM62 92H63V91H62ZM62 92L60 91V95H61ZM162 92H163V91H162ZM164 92H165L166 94H168V93H167L168 90H167V92H166V91H164ZM175 92H176V91H175ZM201 92H202L201 94H203L204 92L206 93V90H204V92H203V90H202ZM207 92H208V91H207ZM231 92H232V94H231ZM2 93H3V92H2ZM57 93H58V92H57ZM136 93H137V92H136ZM139 93H142V92H139ZM190 93H191V96L189 95ZM194 93H197V92H194ZM215 93H218V92L215 91L214 94H215ZM221 93H224V92H221ZM33 94L35 95V93H33ZM43 94H44V92H43ZM54 94H55V92H54ZM66 94H67V90H66ZM77 94H79V93L77 92ZM77 94H76V95H77ZM97 94H99V95H97ZM143 94L145 95L146 93H142V94H140L139 97H140V96H141V98L145 97V96H143ZM150 94H151V93H150ZM155 94H154V95H155ZM166 94H165V95H166ZM169 94H170V91H169ZM172 94H174V93H172ZM177 94H179V93H177ZM177 94L175 93V95H177ZM181 94H182V93H181ZM181 94L177 95V97H178V96H179V97H180V96L182 97ZM206 94H207V93H206ZM206 94H205V95H206ZM248 94H249V93H248ZM256 94H257V93H256ZM3 95H4V94H3ZM21 95H22V92H21ZM29 95H30V94H29ZM29 95H28V97H29ZM36 95H37V94H36ZM57 95H58V94H57ZM73 95H74V94H73ZM114 95L118 96L116 92L114 93ZM114 95H113L112 97H114ZM147 95H148V94H147ZM158 95H159V94H158ZM193 95L195 96L196 94H193ZM197 95H199V94H197ZM207 95H208V94H207ZM215 95H217V94H215ZM220 95H221V94H220ZM220 95L218 94L219 97H221ZM229 95H230V96H229ZM18 96H20V94H19ZM32 96H33V95H32ZM45 96H46V98H47L48 95H45ZM55 96H56V94L54 95V98H55ZM66 96H68V95H66ZM137 96H138V95H137ZM142 96H143V97H142ZM203 96H204V95H203ZM22 97H23V96H22ZM22 97L19 99V100H20V104H21V101H22V99H23ZM30 97H31V96H30ZM33 97H35V96H33ZM36 97H37V96H36ZM57 97H58V96H57ZM71 97H72V95H71ZM120 97H121V95H120ZM120 97H119V98H120ZM150 97L152 98V97H154V96L149 95L148 98L150 99ZM156 97H157V96H156ZM156 97H154V98H152V99H156ZM166 97H167V95H166ZM166 97H165V98H166ZM171 97H173V95H172ZM177 97H176V98H177ZM195 97H196V96H195ZM243 97H242L243 102H244L246 99H249L247 96L244 97L245 99H244ZM246 97H247V98H246ZM4 98H5V100H7L6 96H5ZM15 98H16V97H15ZM37 98H39V97H37ZM61 98H62V96H61ZM65 98H66V97H65ZM101 98H102V97H101ZM103 98H104V97H103ZM103 98H102V99H103ZM114 98H116V97H114ZM122 98H124V96H122ZM135 98H137V97H135ZM168 98H170V97L168 96ZM173 98H174V97H173ZM191 98H190V99H191ZM196 98H200V101H204V102H205V99H203V98H207V97L205 96V97L202 98L203 100H201V96L199 95V96H197ZM208 98H209V97H208ZM255 98H256V97H255ZM26 99H27V101H29V100H28L29 98H26ZM48 99H49V96H48ZM88 99H90V100H89L90 102L87 101V104H88V105H85L86 102H84V101H85V100H88ZM106 99H107V98H106ZM120 99H121V98H120ZM146 99H147V98H146ZM146 99L143 98L142 100H145V101H146ZM185 99H188V98H185ZM193 99H195V98H193ZM210 99H212V98H210ZM253 99H254V98H253ZM257 99H258V98H257ZM15 100H16V99H15ZM24 100H25V99H24ZM24 100H23V101H24ZM31 100H32V98L30 99V101H31ZM33 100H34V99H33ZM39 100H41V99H39ZM56 100H57V99H56ZM60 100H61V99H60ZM64 100H65V99L63 98V101H64ZM66 100L69 101V98L67 97ZM98 100H99V99H98ZM104 100H105V98H104ZM104 100H103V101H104ZM122 100H124V99H122ZM126 100H127V99H126ZM137 100H138V99H137ZM177 100H178L177 102L180 101L179 98H177ZM198 100H199V99H198ZM198 100H197V101H198ZM206 100H208V99H206ZM232 100H231V101H232ZM239 100H240V99H239ZM34 101H35V100H34ZM34 101H31V102L34 104ZM67 101H66V102H67ZM99 101H100V100H99ZM105 101H108V100H105ZM111 101H112V99H111ZM120 101H121V100H120ZM128 101H129V100H128ZM128 101H127V103H128ZM149 101H150V100H149ZM153 101H154V100H153ZM170 101H171L170 103L173 104L174 106H175V104H177V105L179 104L178 106L181 105V107H182V104H183L182 99H181L182 104H180L181 102H180V103H177V102H176V103L174 104V102L172 101V99H171ZM175 101H176V99H175ZM191 101H193L194 104H196V106H197V105H198V106H203V105H204L203 102H202V105L200 104V103H201L200 101H199L200 103L197 104V101L195 102V101L192 100V99L189 100V102H187V104L192 105L191 103H193V102H191ZM208 101H209V102H208ZM208 101H206V103H212V102H213L212 100H208ZM210 101H211V102H210ZM251 101H253V100H251ZM18 102H19V101H18ZM24 102L26 103V101H24ZM24 102H23V103H24ZM113 102H115V103L117 102L118 105L120 104V103L118 102V99H117L116 101H113ZM121 102H122V101H121ZM130 102H131V101H130ZM138 102L140 103L141 101L138 100ZM154 102H155V103L157 102L156 105L158 104V101L155 100ZM168 102H169V101H167V103H168ZM172 102H173V103H172ZM184 102H185V101H184ZM190 102H191V103H190ZM233 102H234V101H233ZM233 102H232V103H233ZM237 102H239V101L237 100L236 103H237ZM240 102L242 103V101H240ZM246 102H248V101L246 100L244 103H246ZM253 102H254V101H253ZM23 103H22V104H23ZM27 103H28V102H27ZM35 103H36V102H35ZM57 103H58V101H57ZM59 103H60V102H59ZM69 103H70V102H69ZM69 103H67V104L69 105ZM73 103L71 102L70 105L73 104ZM92 103H93V101H92ZM95 103H96V101H94L93 104H95ZM100 103H101V105H102V102H101V101L99 102V104H98V102H97L96 105H97V104L100 105ZM123 103H125V102H123ZM148 103H152V100H151V102H148ZM206 103H205L204 106H206ZM227 103H228V102H227ZM254 103H255V102H254ZM258 103H259V102H258ZM22 104H21V105H22ZM29 104H30V103H29ZM36 104H37V103H36ZM38 104H39V103H38ZM38 104H37L36 106H38ZM63 104H64V103H63ZM67 104L65 103V105H67ZM109 104H110V103H109ZM129 104H130V103H129ZM131 104H133V103L131 102ZM131 104H130V105H131ZM168 104H169V103H168ZM237 104H238V106H237V105H236V106L239 107V108H243V107H244V106H241V107H240V106H239L240 103H237ZM252 104H253V103H252ZM252 104H251V105H252ZM25 105L27 106V104H24V105H22V107L25 106ZM68 105H67V106H68ZM74 105H75V104H74ZM74 105H72V106H74ZM76 105H75V106H76ZM101 105H100V106H101ZM123 105H124V104H123ZM134 105H135V104H133V107H135ZM140 105H141V103H140ZM173 105H171L172 107H171V106H170V107L174 109ZM189 105H188V106H189ZM212 105L215 106L216 104H212ZM230 105H231V104H230ZM233 105H234V104H233ZM240 105H243V103L240 104ZM254 105H255V104H254ZM254 105H253V106H254ZM5 106H6V105H5ZM7 106H8V105H7ZM9 106H10V105H9ZM9 106H8V107H9ZM12 106H13V105H12ZM12 106H10V107H12ZM33 106H35V105H33ZM39 106H40V105H39ZM39 106H38V108H39ZM42 106H44V104H43ZM113 106H116V105L113 104ZM120 106H122V105H120ZM125 106H126V105H125ZM125 106H124V107H125ZM131 106H132V105H131ZM146 106L149 108V106L147 105V101H146ZM168 106H169V105H168ZM194 106H195V105H194ZM194 106H192V108H191V106H190V108L193 109V112H194V109H195V108H193ZM207 106H209L210 108L214 109L213 107H211L210 104H208ZM231 106H232V105H231ZM236 106H235V107L232 106V107L236 108ZM245 106H246V105H245ZM247 106H249L248 103H247ZM247 106H246V107H247ZM8 107H7V108H8ZM10 107H9V108H10ZM68 107H69V108H72V107H70V106H68ZM77 107H76V109H75V108H72V109H74V110H73L74 112L77 111V110L79 109V108H77ZM95 107H96V106H95ZM95 107H93V109H94ZM102 107H104V105H102L101 108H100V109H102L103 111H105V110L107 111V110H108V109L105 108L106 106H105L104 108H102ZM109 107H110V105H109ZM183 107H184V108H185V107L187 108V105L184 104ZM183 107H182V110L184 109ZM209 107H204V108L207 110V109H209ZM218 107H219V106H218ZM218 107H215V108L218 109ZM256 107H257V106H256ZM4 108H5V107H4ZM9 108H8V110H9ZM12 108H14V107H12ZM44 108L47 109L45 106L43 107V109H44ZM115 108L117 109V107H115ZM121 108H123V106H122ZM127 108H128V107H127ZM135 108H136V110H137V107H135ZM139 108H141V107H139ZM142 108H144V107H142ZM142 108H141V110H142ZM150 108H152V106H151ZM153 108H155V107H153ZM159 108H160V106H159ZM175 108H176V107H175ZM179 108H180V107H179ZM196 108H197V110H198V108H200V107H196ZM201 108L203 109V107H201ZM220 108H221V107H220ZM249 108H250V106H249ZM1 109H2V108H1ZM10 109H11V108H10ZM25 109H26V108H25ZM27 109H29V107H28ZM30 109H31V111H33L34 108L30 107ZM30 109H29V111H30ZM50 109H51V108H50ZM95 109H96V110H95ZM95 109H94V114L96 113V111H97L98 108H95ZM113 109H114V108H113ZM116 109H115V110H116ZM125 109H126V108H125ZM125 109H124V110H125ZM128 109L131 110L130 107H129ZM128 109H127V110H128ZM133 109H134V108H133ZM155 109H157V108H155ZM155 109H154V110H155ZM205 109H204V111H205ZM212 109H211V110H212ZM243 109L245 110L246 108L244 107ZM251 109L254 110L253 108H251ZM251 109H249V110H251ZM256 109H257V108H256ZM2 110H3V112H5V114H8V113H7L8 110H7L6 108H5V109H2ZM2 110H1V111H2ZM12 110H13V112H14V110L17 111V107H16L15 109H12ZM12 110H11V111H12ZM36 110H37V107H36ZM36 110H35V112H37ZM59 110H60V109H59ZM69 110H70V109H69ZM81 110H79V111L81 112ZM90 110H92V108L89 109V113H91ZM110 110H111V109L109 108V111H110ZM120 110H122V109H120ZM144 110H146V109H144ZM169 110H171V109L169 108ZM175 110H177V109H175ZM180 110H181V108H180ZM182 110H181V111H182ZM184 110H185V109H184ZM184 110H183V111H184ZM195 110H196V109H195ZM197 110L194 112V113H196V115H197V113H198ZM221 110H223V108H222ZM225 110H227V109H225ZM252 110H251V111H252ZM1 111H0V115H1V114H4V113H1ZM11 111H10V112L8 111L9 114L11 113ZM42 111H43V110H42ZM67 111H68V110H67ZM70 111H72V110H70ZM106 111H105V118L108 117L107 114H106V113H107ZM118 111H119V110H118ZM118 111H116V112H118ZM122 111H123V110H122ZM122 111H121V112H122ZM125 111H126V110H125ZM131 111H132V110H131ZM139 111H140V109H139ZM139 111H138L137 113H140V112H142L143 110L140 111V112H139ZM172 111H173V110H171L170 112H172ZM183 111H182V112H183ZM186 111H187V110H186ZM186 111H184V115H186V113H190L189 110H188V112H186ZM202 111H203V110H202ZM202 111H201V110L199 111V113L201 112V113H200L201 115H202V113H203V114H206V113H207L206 111H205L206 113H205V112H202ZM214 111H216V109H214ZM214 111H213V112H214ZM228 111H229V115H230L231 112H230V110H228ZM245 111H247V110H245ZM38 112H40V110H38ZM80 112H79V113H80ZM98 112H99V111H97V113H98ZM100 112H101V110H100ZM121 112H120V113H121ZM129 112H130V111H129ZM132 112H134V111H132ZM146 112H147V111H146ZM159 112H160V115L163 114V113H161V111H159ZM159 112H158V115H159ZM166 112H167V111H166ZM182 112H181V113H182ZM208 112H210V111L208 110ZM211 112H212V111H211ZM211 112H210V113H211ZM213 112H212L213 115L210 114V113H209L210 116L207 115V116H208V120L210 121L209 123H207V125L210 124V123H212V124L220 123V120H217V119H216L218 122H217L216 120L214 121L215 118L212 117V116H214V117L218 116V114H219L220 111L218 110V112H217L218 114L214 112L215 114H217L216 116L214 115ZM221 112H223V111H221ZM221 112H220V113H221ZM82 113H83V112H82ZM82 113H80V114H82ZM86 113H88V112H86ZM97 113H96V115H97ZM101 113H102V112H101ZM101 113H100L98 116H96V117H100V115H102ZM134 113H135V112H134ZM143 113H144V112H143ZM177 113L181 114V113L178 112V111L175 112V113H174V117H175V118H174L173 115H172L173 113H171V115H172L171 117H173L171 120L174 119V124H175V125H176V123L178 122V121H176V120L180 119V117H181V115H180V117H179V114H178V116H177V115L175 116V114H177ZM191 113H192V112H191ZM242 113H243V112H242ZM5 114H4V115H5ZM18 114L20 115V113H18ZM18 114L16 113V114H15L16 116H14V115H13V116H14V117H17ZM42 114H43V112H42ZM68 114H69V113H68ZM80 114H78V115H80ZM94 114H93V111H92V114H89V115H91L90 117H92ZM126 114H129V113L126 112ZM126 114H125V115H126ZM135 114H136V113H135ZM140 114H141V113H140ZM155 114H156V113H155ZM192 114H193V113H192ZM192 114H191V116H192ZM200 114H199V115H200ZM223 114H224V112L221 113V115L224 117L226 114H228V112L226 113V111H225V114H224V115H223ZM234 114H235V113H234ZM39 115H40V113H39ZM49 115H50V114H49ZM49 115H48V117H49ZM85 115H86V114H85ZM108 115H109V113H108ZM115 115H116V113H115ZM118 115H120V114L118 113ZM130 115L133 116V114H130ZM136 115H138V114H136ZM184 115H183V113H182V117H181V118H182V121H184V120L186 119V116L184 117ZM199 115H197V117H199V118H197V117L195 116V114H194V119H198V120H196V121H199V119H200L199 122L202 123V120H201V119H202L203 115H202V117H200ZM221 115H220V116H221ZM9 116H10V115L5 116L4 118L6 119V117H9ZM13 116H12V117H13ZM21 116H22V115H21ZM40 116H41V115H40ZM83 116H84V115H83ZM139 116H140V115H139ZM143 116H144V115H143ZM154 116H155V115H154ZM220 116H218V117H220ZM222 116L220 117L222 120L225 119V118L227 117V116H226L225 118H222ZM236 116H237V115H236ZM236 116L233 115V117L239 119V117H236ZM12 117H11V119H12ZM22 117H23V116H22ZM32 117H33V116H32ZM46 117H47V116H46ZM76 117H77V121H78L79 119H81L80 116L78 117V116L76 115ZM103 117H104V115H103ZM103 117H102V120H101L100 118H99V120H98V121L101 120V124H100L99 122H95V121H93L92 124H95V128H96V126L98 125L97 123H99V126H100V127L102 128V130L105 132L106 129L108 130V128H106V129L104 130V128H105L104 126H105L106 124L102 123V122H103ZM117 117H120V118H121V115H120V116H117ZM125 117H126V116H125ZM127 117H128V116H127ZM129 117H130V116H129ZM135 117H136V116H135ZM156 117H157V116H156ZM156 117H155V118H156ZM161 117H163V116H161ZM177 117H178V118H177ZM183 117H184V118H183ZM187 117H189V116H187ZM195 117H196V118H195ZM204 117H205V116H204ZM204 117H203V119H205V121H204V120H203V121H204V122H207V121H206V118H207V117H206V118H204ZM209 117L212 118L211 120H212L213 122H215V123L211 122V120L209 119ZM241 117H244V116H241ZM246 117H248V116H246ZM4 118H3V119H4ZM20 118H21V117H19V116L17 117V119H19V120H20ZM78 118H79V119H78ZM93 118H94V116H93ZM93 118H91V119H93ZM111 118H112V117H111ZM111 118L109 117L108 119L111 120ZM120 118H118V119H120ZM123 118H124V117H123ZM136 118H137V117H136ZM157 118H158V117H157ZM176 118H177V119H176ZM216 118H217V117H216ZM220 118H218V119H220ZM3 119L0 120V124H1V125H2V124L5 125V123L2 122V121H4ZM96 119H97V118H96ZM124 119H125V118H124ZM133 119H134V118H133ZM133 119H132V120H133ZM137 119H141V117H138ZM175 119H176V120H175ZM183 119H184V120H183ZM238 119H237V120H238ZM8 120H9V119H8ZM14 120H15V119H14ZM42 120H43V119H42ZM93 120H94V119H93ZM106 120H107V118H106ZM120 120H121V119H120ZM120 120H119V121H120ZM129 120H130V118H129ZM129 120H128V118H127L128 124H130V123H129V122H130ZM135 120H136V119H134V121H135ZM145 120H146V119H145ZM152 120H153V119H152ZM159 120H160V119H159ZM188 120L190 121V119H188ZM188 120H187V121H188ZM5 121H6V120H5ZM11 121H12V120H11ZM22 121H25V119L21 120V123H23ZM26 121H28V120L26 119ZM47 121H48V120H47ZM51 121H52V120H51ZM51 121H49V122H51ZM73 121H74V120H73ZM75 121H76V120H75ZM77 121H76V122H77ZM104 121H105V119H104ZM108 121H109V120H108ZM112 121H113V120H112ZM112 121H111V122H112ZM123 121H124V120H121L122 124H123ZM146 121H147V120H146ZM154 121H155V120H154ZM162 121H163V120H162ZM162 121H161V122H162ZM182 121H181V119H180V122H182ZM187 121H186V122L184 121L185 124H184V122H183V124L186 125V123H188ZM194 121H195V120H194ZM194 121H193V122H194ZM196 121H195V123H196ZM229 121H230V120H229ZM238 121H239V120H238ZM244 121H247L246 118L243 120V122H244ZM17 122H18V121L16 120V123H17ZM19 122H20V121H19ZM43 122H44V121H43ZM70 122H71V120H70ZM115 122H117V121H115ZM124 122H125V121H124ZM149 122H150V121H149ZM159 122H160V121H159ZM169 122H170V121H169ZM175 122H176V123H175ZM180 122H178L177 124H178V125H181V126L183 127V124H179ZM221 122H222V121H221ZM224 122H225V121H224ZM25 123H26V122H25ZM41 123H42V122H41ZM53 123H55V122L53 121ZM53 123H52L51 125H53ZM71 123H72V122H71ZM73 123H75V122H73ZM77 123H79V124L81 125V127H79V126L76 125L78 128L75 127V129H76L77 131L79 130V133H78L77 131H76V132H77L78 134L81 135L82 133H80V132H81V130H82V124L85 125V123H83V120H81V122L78 121ZM109 123H110V122H109ZM112 123H113V122H112ZM112 123H111V124H112ZM117 123H118V122H117ZM117 123H116L117 126L114 125L115 127L112 126L113 124H112L111 126L108 124V127L111 129V131L113 130V128L115 129L116 127H118L119 124H117ZM195 123H194V124H195ZM222 123H223V122H222ZM229 123H230V122H229ZM240 123L242 124L241 118H240ZM246 123H247V122H246ZM7 124H8V123H7ZM12 124H13V122H12ZM42 124H43V123H42ZM47 124H50V123H46L45 125H47ZM56 124H57V123H55V125H56ZM60 124H62V123H60ZM75 124H76V123H75ZM79 124H78V125H79ZM92 124H91V126H92ZM96 124H97V125H96ZM102 124H103V125H102ZM125 124H127V123L125 122ZM125 124H124V125H125ZM132 124H133V123H132ZM153 124H154V123H153ZM153 124H152V122H151V124H149V125H153ZM163 124H164V123H162V125H163ZM188 124H190V126H191V125L193 126L192 129L195 128V127H194V124H191V122L188 123ZM230 124H231V123H230ZM247 124H248V123H247ZM1 125H0V126H1ZM4 125H2V126H3V127L7 126V125H5V126H4ZM8 125H9V124H8ZM23 125H24V124H23ZM57 125H58V124H57ZM57 125H56V126H57ZM62 125H64V124H62ZM72 125H74V124H72ZM72 125H71V126H72ZM101 125H102V126H101ZM160 125H161V124H160ZM166 125H167V123H166ZM175 125H174L175 129H177L176 127H177L178 125H176V126H175ZM221 125H222V124H221ZM224 125H226V124L224 123V124L222 125L221 129H223V127H225V128L227 129V126H224ZM231 125H234V124H231ZM244 125H245V122H244ZM17 126H18V125H17ZM24 126H25V125H24ZM24 126H23V127H24ZM26 126H28V125L26 124ZM85 126H86V125H85ZM120 126H121V125H119V127H118L119 129H120ZM158 126H159V125H158ZM163 126H164V125H163ZM163 126H162V127H163ZM181 126H179L180 128H178V129H181V128H182ZM198 126H199V125H198ZM215 126H216V125H214V127H215ZM235 126H236V125H235ZM235 126H234V128H235ZM248 126H249V125H247V127H248ZM30 127H31V126H28L29 129H30ZM34 127H35V126H34ZM34 127H33V128H34ZM47 127H48V126H47ZM51 127H52V126H51ZM51 127H49V129H50ZM57 127H58V126H57ZM73 127H74V126H73ZM73 127H72V128H73ZM83 127H84V126H83ZM111 127H113V128H111ZM152 127H153V126H152ZM152 127H151V128H152ZM154 127H155V125H154ZM162 127H161V128H162ZM186 127H187V126H186ZM186 127H185V128H186ZM199 127H200V126H199ZM199 127H198V128H199ZM206 127H207V126H206ZM217 127L219 128V126H217ZM228 127H230V125H229ZM232 127H233V126H231V129H232ZM237 127H238V126H237ZM8 128L10 129V127H8ZM12 128H13V127H12ZM19 128H20V127H19ZM28 128H27V129H28ZM35 128H36V127H35ZM60 128H61V127H59L58 130L61 131L62 128H61V129H60ZM80 128H81V130H80ZM93 128H94V127H93ZM95 128H94V130H95ZM118 128H117V129H118ZM125 128H126V127H125ZM128 128H131V125H130V127H128ZM128 128H127V130H128ZM156 128H157V126L155 127V129H156ZM189 128H190V127H189ZM198 128H197L196 131L199 132L198 134H201L202 137H203V135H204V139H205V137H206V139H207V138H208L207 136H209V135L213 137V135H215V134L217 133L216 130L218 129V128L215 127V128H216V130H215L216 133L214 134V129L211 127L212 130H213V131H212V132H213V135H211L210 132H208L209 129H208V131H207L208 133L205 132V133L208 134V135H205V134L202 133V131H201V132L199 131V130H201V127H200V129H198ZM209 128H210V127H209ZM22 129H25L24 132L26 131V128H25V127L22 128ZM36 129H37V128H36ZM47 129H48V128H47ZM52 129L54 130V129H56V128H51V130H52ZM96 129H97V128H96ZM99 129H100V128L97 129L99 135H98V134L95 135V134L93 133L95 136H100L101 133H99ZM155 129H153V130L155 131ZM162 129H163V128H162ZM182 129H184V127H183ZM202 129H203V128H202ZM226 129H225V130H226ZM236 129H237V128H236ZM37 130H38V129H37ZM53 130H52L51 132H53ZM66 130H67V129H66ZM120 130H121V132H122V129H120ZM127 130H126V131H127ZM129 130H130V129H129ZM133 130H134V129H133ZM157 130H158V129H157ZM164 130H166V129L164 128ZM164 130H163V131H164ZM190 130H191V128H190ZM219 130H220V129H219ZM6 131H7V130H6ZM22 131H23V130H22ZM54 131H55V130H54ZM60 131H59V133H60ZM63 131H65V130L63 129ZM100 131H101V130H100ZM109 131H110V130H109ZM114 131H116V130H113L112 133H114ZM123 131H124V130H123ZM146 131H147V130H146ZM166 131H167V130H166ZM166 131H164V133H165ZM175 131H176L177 133L179 132V130H175ZM223 131H224V130H223ZM227 131H228V130H227ZM227 131L224 132V134H225L226 136H224V134H222L224 137L220 135L221 137H223V139H225V142H226V143H227V141H228V138L230 139V135L227 134ZM41 132H43V131H41ZM55 132H58V131H55ZM69 132H70V131H69ZM82 132H83V131H82ZM104 132H102V134H101V138L98 137L100 140H103V139H104V138H103V136H104L103 133H104ZM118 132H120V131H118ZM121 132L118 133V134L121 135V134L123 133V132H122V133H121ZM127 132H128V131H127ZM131 132H132V131H131ZM131 132H130V131L128 132V133H129V136H130ZM159 132H160V131H159ZM169 132H170V131H169ZM187 132H188V131H187ZM190 132H191V131L188 132L189 134L187 133L188 136H189V135H190V136L192 135ZM193 132H194V129L192 130V133H193ZM2 133H3V131H2ZM47 133H48V132H47ZM73 133H75V132H73ZM83 133H84V132H83ZM162 133H163V132H162ZM185 133H186V132H185ZM231 133H232V131H231ZM23 134H24V133H23ZM62 134H63V133H61V135H62ZM64 134H65V133H64ZM64 134H63V135H64ZM66 134H68V133L66 132ZM108 134H111V133H108ZM108 134H106V135H108ZM115 134H116V132H115ZM159 134H160V133H159ZM220 134H221V133H220ZM6 135H7V134H6ZM46 135H47V134H46ZM59 135H60V134H59ZM59 135H57V133H56V137H57V138H58ZM61 135H60V136H61ZM71 135H72V133H71ZM80 135H79V136H80ZM86 135H88V134H86ZM102 135H103V136H102ZM113 135H114V134H112V135H108V136H113ZM133 135H134V134H133ZM152 135H153V134H152ZM152 135H151V136H152ZM163 135H164V134H163ZM165 135H166V134H165ZM179 135H181V134H179ZM184 135H185V134H184ZM201 135H199V136H201ZM22 136H24V135H22ZM28 136H30V135H28ZM48 136H49V135H48ZM74 136H75V135H74ZM122 136L125 137L123 134H122ZM127 136H128V135H127ZM153 136H154V137H153ZM153 136H152V137L155 138V135H153ZM156 136H158V135H156ZM167 136H168V135H167ZM176 136H178V135H176ZM182 136H183V134L181 135V139H182ZM188 136H187V138L189 139ZM218 136H219V135H216V136H214V137L218 138ZM228 136H229V137H228ZM36 137H37V136H36ZM56 137H55V139L57 140ZM66 137H67V135L64 136V137H62V138L65 139ZM70 137H71V136H70ZM70 137L68 136V138H70ZM114 137H115V135H114ZM114 137H112V139H113ZM117 137H118V135H117ZM123 137H121V139H119L120 137L117 138V140H120L119 142H121L122 144H123V141H124V139H123V141H122V138H123ZM160 137H161V136H160ZM172 137H173V136H172ZM202 137H201V138H202ZM214 137H213V140H214ZM221 137H220V140H221V141H220L219 138H218L219 141H217V140L215 139V140H216V141L214 140L215 143H214V141H213V143L211 142V137L208 138V139H210L209 142H210L211 146H212V144H214V145L212 146V149H213L212 151L215 150V151L218 153V156H219V154H221V149H220V148H221L222 146L224 147L225 144H226V143L224 142V140H223ZM0 138H1V137H0ZM21 138H23V137H21ZM34 138H35V137H34ZM52 138H53V136H52ZM68 138H66V139H68ZM75 138H76V137H75ZM82 138H83V135H82ZM82 138H81V139H82ZM98 138L96 137V139H98ZM102 138H103V139H102ZM127 138H128V137H127ZM130 138H131V137H130ZM153 138H152V139H153ZM163 138H166V137L164 136ZM174 138H175V135H174ZM178 138H180V137H178ZM178 138H176V139H178ZM183 138H184L186 141L188 140V139L186 138V136L183 137ZM191 138L193 139V137H190V139H191ZM195 138H196V137H195ZM231 138H232V137H231ZM46 139H47V138H46ZM46 139H44V140H46ZM53 139H54V138H53ZM83 139L88 141V139H86V138H83ZM89 139H90V138H89ZM92 139H93V138H92ZM131 139H132V138H131ZM152 139H151V137L149 138V140H152ZM160 139H161V138H160ZM184 139H183V141H184ZM192 139H191V140H192ZM206 139L204 140V142H207L208 139H207V140H206ZM19 140H20V138H19ZM22 140H23V139H22ZM47 140H48V139H47ZM47 140H46V141H47ZM49 140H50V139H49ZM60 140H62L61 137H60ZM69 140H72V138H70ZM84 140H82V141H83L82 143H84ZM90 140H91V139H90ZM127 140H128V139H127ZM129 140H130V139H129ZM155 140H156V138H155ZM200 140H201V139H200ZM202 140H203V138H202ZM230 140H231V139H230ZM26 141H27V140H26ZM28 141H29V140H28ZM87 141H86V143H87ZM107 141L111 144V141H109V139H108ZM130 141H133V139L130 140ZM130 141H127V142H126V140H125L126 143L124 142V144H125V145H126L127 143L129 144ZM156 141H157V140H156ZM158 141H159V140H158ZM173 141H174V140H173ZM183 141H182V142H183ZM188 141H189V140H188ZM192 141H194V143L192 142V145H194V144H195L196 146H197V144L199 145V143L197 142V139H196V143H197V144L195 143V140H194V139H193ZM38 142H39V140H38ZM42 142H43V141H42ZM55 142H57V141H55ZM59 142H62V141H59ZM64 142L67 143V140L64 141ZM72 142L74 143V145L76 144V143H75V142H76L75 139L72 140ZM80 142H81V141H80ZM91 142H92V141H91ZM93 142H94V140H93ZM101 142L103 143L104 141H101ZM101 142H98V143L101 144ZM108 142H107V143H108ZM119 142H118V143H119ZM176 142H177V141H176ZM176 142H174V144H177ZM209 142L206 143V144H208V145L210 146ZM221 142H222V143H221ZM228 142H229V141H228ZM27 143H28V142H27ZM27 143H26V144H27ZM44 143H45V142H44ZM44 143H43V144H44ZM47 143H49V142H47ZM73 143H71V144H73ZM88 143L90 144V142H88ZM104 143H105V142H104ZM107 143H106V144H107ZM114 143H115V142H114ZM159 143H160V142H159ZM233 143H234V142H233ZM40 144L42 145V143H40ZM50 144H51V143H50ZM61 144L65 145L64 143H61ZM77 144H78V143H77ZM94 144H95V142L93 143V145H94ZM116 144H117V143H116ZM122 144H121V145H122ZM124 144H123V146H124ZM128 144H127V145H128ZM131 144H132V143H131ZM169 144H172L171 141H170ZM185 144H186V143H185V141H184L183 145H185ZM189 144H190V143H189ZM189 144H188V145H189ZM223 144H224V145H223ZM229 144H230V143H229ZM29 145H30V144H29ZM53 145H55V147H57V146H59L60 144L57 145V146H56V144H53ZM83 145H85V144H83ZM103 145H104V144H102V146H103ZM107 145H108V148H109V144H107ZM111 145H112V144H111ZM114 145H115V144H114ZM159 145H160V144H159ZM163 145L166 146L165 143H163ZM188 145L186 146L187 148H185V149H189V148H188ZM192 145H191V146H192ZM195 145H194L193 147H195ZM208 145H207V146H208ZM215 145H216V146H215ZM230 145H231V144H230ZM22 146H23V145H22ZM66 146H67V147H66ZM66 146L63 147V149H64V150L66 149L69 153H71V151L67 149V148L69 147V145H66ZM79 146H80L79 148H83V147L81 146V144H80ZM85 146H87V145H85ZM94 146H95V145H94ZM94 146H93V148H94ZM96 146L100 147V145H96ZM165 146H163V147L160 146V147H162L163 149L165 148L166 151H168L167 147H165ZM167 146H168V145H167ZM172 146H174V145H172ZM180 146H181V145H180ZM202 146H203V145H202ZM209 146H208V147H209ZM45 147H47V146H45ZM59 147L62 148L61 145H60ZM70 147H71V146H70ZM87 147H89V146H87ZM87 147H84V148H86L87 150H88V149L91 150L90 148H87ZM112 147H113V146H111L110 153H112V149L114 150V148H115L116 146H114V148H112ZM168 147H171V146H168ZM184 147H185V146H184ZM189 147H190V145H189ZM193 147H190V149L193 148ZM197 147L200 148V146H197ZM204 147H205V146H204ZM208 147H207V149H209ZM226 147H229V146L226 145ZM71 148H72V147H71ZM71 148H70V149H71ZM74 148H76V147H74ZM116 148H117V147H116ZM118 148H119V147H118ZM181 148H182V146H181ZM199 148H197V149L199 150ZM201 148H202V147H201ZM201 148H200V149H201ZM210 148H211V147H210ZM4 149H5V148H4ZM28 149H29V148H28ZM55 149H57V148H55ZM76 149H78V148H76ZM122 149H123V147H122ZM148 149H149V148H148ZM169 149H170V148H169ZM183 149H184V148H182V150H183ZM190 149H189V153H190L189 156H190V159H192L191 157H193V156H191ZM197 149L195 148V150H196L197 152L201 151V150L198 151ZM207 149H206V150H207ZM228 149H229V148H228ZM22 150H23V149H22ZM41 150H42V149H41ZM60 150H62V149H60ZM66 150H65V152H66ZM72 150H73V149H72ZM87 150H86V151H87ZM118 150H119V149H118ZM125 150H126V147H125ZM146 150H147V148H146ZM192 150L194 151V149H192ZM222 150H223L222 152H224L225 149L222 148ZM229 150H230V149H229ZM18 151H19V150H18ZM18 151H17V152H18ZM84 151H85V150H84ZM98 151H99V149H98ZM131 151H133V150H131ZM148 151H150V150H148ZM151 151H152V150H151ZM170 151H171V150H170ZM170 151H169V153H167V156H168L169 154H170V155L172 154V152L170 153ZM187 151H188V150H187ZM187 151H186V152H187ZM207 151H210V152L212 153V151H211L210 149L207 150ZM41 152H42V151H41ZM41 152H40V153H41ZM88 152L91 153V151H88ZM93 152H94V151H93ZM93 152H92V154H93ZM95 152H96V151H95ZM99 152H100V151H99ZM99 152H97L98 155H101V153H102L101 156L104 155V154H103V151H101L100 154H99ZM108 152H109V151H108ZM125 152H126V151H125ZM125 152H124V153H125ZM135 152H136V151H135ZM177 152H180V151H176V153H177ZM210 152H207L208 155L205 156V157H204L205 154H204V155L201 154L202 152L198 153V154H201V155H197V154H196L197 156H195V157L199 158V156H200V158H202V156H203L204 158H202V159L205 160V159L209 158ZM216 152H215V154H216ZM43 153H44V152H43ZM47 153H48V151H47ZM58 153H59V150H58ZM69 153H67V155H68ZM114 153H116V151H115ZM126 153H127V152H126ZM152 153H156V154H157L158 151H157V152H152ZM162 153H163V152H161V154H162ZM184 153H185V152H184ZM194 153H196V152H193V155H194ZM41 154H42V153H41ZM62 154H63V153H62ZM141 154H142V153H141ZM149 154H150V153H149ZM156 154H155L154 156H157ZM179 154H180V153H178L177 156H178ZM212 154H213V153H212ZM222 154H223V153H222ZM24 155H25V154H24ZM24 155H23V156H24ZM44 155H46V154H44ZM86 155H87V154H86ZM90 155H91V154H90ZM143 155H144V154H143ZM158 155H159V154H158ZM165 155H166V154H165ZM224 155H225V154H224ZM21 156H22V155H21ZM21 156H20V157H21ZM28 156H29V155H28ZM51 156H52V155H51ZM58 156H63V157H64V154H63V155L59 154ZM76 156H77V155H76ZM81 156H82V155H81ZM83 156H84V157H83ZM83 156H82V157H83L84 159H86V158L88 157V156H85V154H84ZM91 156H93V155H91ZM95 156H97V155H95ZM127 156H128V155H127ZM145 156H147V155H145ZM159 156H160V155H159ZM167 156H166L165 158L170 159V163L168 162V165H169V167H170V166H171L170 164L173 163V161H172L173 159H172L170 156H168L169 158H168ZM173 156H176V155L173 154L172 157H173ZM226 156H227V155H226ZM18 157H19V156H18ZM25 157H26V156H25ZM25 157H24V158H25ZM31 157H32V156H31ZM63 157H62V158H63ZM77 157H78V156H77ZM82 157H81V158H82ZM85 157H86V158H85ZM99 157H100V156H99ZM103 157H104V156H103ZM103 157H102V158H103ZM132 157H133V156H132ZM148 157H150V156H148ZM157 157H158V156H157ZM162 157H163V156H161V158H162ZM178 157L180 158V157H182V156L180 155V156H178ZM178 157H177V158H178ZM48 158H49V157H48ZM58 158L61 159L60 157H58ZM83 158H82V160H83ZM90 158H91V157H89L87 160H89ZM104 158H105V157H104ZM150 158H151V157H150ZM161 158H160V160H161ZM200 158H199V160L193 158V160H195V161L198 160V161H200V163H202V162L205 163L204 160L201 162L202 159L200 160ZM218 158H219V157H218ZM223 158H225V157L223 156ZM33 159H34V158H33ZM77 159H78V158H77ZM79 159H80V158H79ZM100 159H101V158H100ZM128 159H129V158H128ZM128 159H127V160H128ZM133 159H134V158H133ZM157 159L159 160V158H157ZM183 159H184V157H183ZM183 159H182V160H183ZM220 159H221V158H220ZM31 160H32V159H31ZM68 160H69V159H68ZM70 160H71V159H70ZM80 160H81V159H80ZM80 160H78V161H80ZM113 160H114V159H113ZM130 160H132V159H130ZM186 160H187V159H185V161H186ZM193 160H192V161H193ZM207 160H208V159H207ZM89 161H90V160H89ZM114 161H115V160H114ZM121 161H123V160H121ZM135 161H136V160H135ZM171 161H172V163H171ZM195 161H193L194 165L197 164V162L195 163ZM208 161H209V160H208ZM208 161H207V163H208ZM29 162H30V161H29ZM52 162H53V160H52ZM80 162H81V161H80ZM91 162H92V161H91ZM127 162H128V161H127ZM155 162H156V161H155ZM178 162H179V161H178ZM178 162H177V163H178ZM189 162H190V161H189ZM18 163H19V162H18ZM20 163H21V162H20ZM41 163H42V162H41ZM85 163H86V161H84V165H85ZM87 163H89V162H87ZM87 163H86V165H87ZM115 163H116V162H115ZM136 163H137V162H136ZM158 163H159V162H158ZM158 163H157V164H158ZM180 163H181V162H180ZM182 163H183V161H182ZM187 163H188V162H187ZM200 163H198V164H200ZM203 163H202V164H203ZM209 163H210V161H209ZM209 163H208V165L205 163L206 166H204V164H203V166H202V164H201L200 166L204 167V168H202V169L205 170V168H206L207 166H209ZM23 164H24V163H23ZM45 164H47V163H45ZM61 164H62V163H61ZM61 164H60V165H61ZM63 164H64V163H63ZM76 164H77V163H76ZM79 164H80V163H79ZM79 164H78V165H79ZM81 164H82V166H83V163H82V162H81ZM90 164H91V163H89V165H87V167L90 166ZM92 164H93V163H92ZM92 164H91V165H92ZM183 164H184V163H183ZM185 164H186V163H185ZM185 164H184V165H185ZM189 164H190V163H189ZM198 164H197V166H198ZM14 165H15V164H14ZM24 165H25V164H24ZM27 165L29 166V164H27ZM47 165H48V164H47ZM60 165L58 164V165H57L58 167L55 166V168H56V167L59 168ZM65 165H66V162H65ZM69 165H70V164H69ZM142 165H143V164L141 163V166H142ZM168 165H167V166H168ZM186 165H187V164H186ZM16 166H17V165H16ZM21 166H22V165H21ZM45 166H46V165H45ZM49 166H50V164H49L48 166H46V167H49ZM61 166H62V165H61ZM79 166H80V165H79ZM82 166H81V167H82ZM92 166H94V164H93ZM122 166H123V165H122ZM131 166H132V165H131ZM141 166H140V167H141ZM149 166H150V165H149ZM159 166H160V165H159ZM173 166H174V165L171 166V169H172ZM181 166H182V165H181ZM187 166H188V165H187ZM189 166H190V165H189ZM191 166H192V169H194L193 165H191ZM200 166H199V167H200ZM50 167H51V166H50ZM137 167L140 168L139 165H137ZM195 167H196V166H195ZM18 168H19V166H18ZM23 168H25V167H23ZM27 168H28V167H27ZM62 168H64V167L62 166ZM73 168H74V167H73ZM83 168H84V167H83ZM83 168H82L81 170H83V171L85 172V170H86L87 168H86V169H85V168L83 169ZM119 168H120V167H119ZM152 168H153V167H152ZM162 168H163V167H162ZM182 168H183V167H182ZM207 168H208V167H207ZM28 169H29V168H28ZM45 169H47V168H45ZM48 169L51 170L52 168H48ZM64 169L66 170V168H64ZM88 169H89V167H88ZM88 169H87V171H88ZM125 169H126V167H125ZM142 169H143V168H142ZM142 169H140V170H142ZM20 170H21V168H20ZM30 170H32V169H30ZM50 170H49L48 172H46V173H50V174H51V172L54 171V170H53V171L50 172ZM60 170H61V169H60ZM62 170H63V169H62ZM65 170H64V173H63V174H65ZM71 170H72V169H71ZM78 170H79V169H78ZM151 170L154 172L153 169H151ZM151 170H149V171H151ZM186 170H188L187 167H186L185 171H186ZM196 170H198V169H196ZM199 170H201V169H199ZM199 170L197 171L199 174H200L202 171H204V170H202V171L199 172ZM69 171H70V169H69ZM104 171H105V170H104ZM144 171H145V169H144ZM167 171H168V169H167ZM190 171H191V170H190ZM205 171H207V170H205ZM27 172H28V171H27ZM31 172H32V171H31ZM34 172H35V171H34ZM60 172H61V171H60ZM66 172H67V174L69 173L68 171H66ZM88 172H89V171H88ZM147 172H148V171H147ZM168 172H170V171H168ZM171 172H173V171L171 170ZM175 172H178V170H174V173H172V174L175 175V174H176ZM193 172H194V170H193ZM10 173H11V172H10ZM10 173H9V174H10ZM70 173H71V172H70ZM70 173H69V175H70ZM132 173H133V172H132ZM135 173H136V172H135ZM148 173H149V172H148ZM155 173H157L156 170H155ZM187 173H188V172H187ZM189 173H190V172H189ZM191 173H192V172H191ZM194 173H195V172H194ZM56 174H59V171H57ZM60 174H61V173H60ZM63 174H62V175H63ZM71 174H75V173H73V171H72ZM82 174L88 175V174H86V173H82ZM89 174H91V173L89 172ZM164 174H165V173H164ZM172 174L169 173V175H167L168 177L171 175V176L169 177V179L172 177ZM19 175H20V174H19ZM51 175L54 176L53 174H51ZM69 175H68V176H69ZM85 175H83V177H82L83 179H84V176H85ZM93 175H94V174H93ZM152 175H153V174H152ZM154 175H155V174H154ZM154 175H153V176H154ZM157 175H158V174H157ZM160 175H161V174H160ZM176 175H177V174H176ZM183 175L188 176V174H184V173H183ZM190 175H191V174H190ZM192 175H193V173H192ZM200 175H201V174H200ZM36 176H37V175H36ZM52 176L50 177V175H49V178L52 179V178H53ZM56 176H58L57 178H60L59 175H56ZM63 176H64V175H63ZM68 176H66V177H68ZM118 176H119V175H118ZM186 176H185V177H186ZM18 177H19V176H18ZM25 177H26V176H25ZM40 177H41V175H40ZM43 177H44V176H43ZM43 177H42V178H43ZM47 177H48V175H47ZM149 177H150V176H149ZM163 177H165V175H164ZM173 177H174V176H173ZM173 177H172V180H173ZM185 177H184V178H185ZM189 177H190V176H189ZM189 177H188V178H189ZM42 178H41V181H40V179H39L38 181H40V183L43 184V182H42ZM54 178H56V177H54ZM175 178H176V177H175ZM186 178H187V177H186ZM191 178L193 179V176H191ZM195 178H196V177H195ZM25 179H26V178H25ZM43 179H44V178H43ZM47 179H48V178H47ZM47 179H44V181L47 180ZM51 179H50V180H51ZM60 179H62V177H61ZM80 179H81V178H80ZM87 179H89V177H88V178L86 177V178H85V181L83 180L81 183L86 182ZM92 179H93V178H92ZM92 179H89V180L91 181ZM94 179H96L95 176H94ZM122 179H123V178H122ZM122 179H121V180H122ZM147 179H148V178H147ZM156 179H157V178H156ZM164 179H165V178H164ZM164 179H163V180H164ZM189 179H190V178H189ZM17 180H19V179H17ZM27 180H28V179H27ZM35 180L37 181V179H35ZM55 180H56V179H55ZM78 180H79V179H78ZM114 180H115V178H114ZM118 180H119V179H118ZM121 180H119V181H121ZM137 180H138V179H137ZM167 180H168V178H167ZM175 180H176V179H175ZM175 180H174V181H175ZM185 180H186V179H185ZM194 180H195V179L192 180V183H193ZM196 180H197V179H196ZM33 181H34V180H33ZM38 181H37V182H38ZM80 181H81V180H80ZM92 181H93V180H92ZM103 181H104V180H103ZM106 181H107V180H106ZM111 181H112V180H111ZM115 181H116V180H115ZM133 181H134V180H133ZM161 181H162V180H161ZM178 181H179V180H178ZM14 182H16V181L14 180ZM22 182H23V181H22ZM22 182H21V183H22ZM31 182H32V180H31ZM31 182H30V185H32ZM47 182H48V180H47ZM47 182L44 183L46 186H48V185H47V184H48ZM58 182L60 183L61 181H57V183H58ZM66 182H67V181H66ZM87 182H88V181H87ZM94 182H95V180H94ZM96 182H97V181H96ZM104 182H105V181H104ZM141 182H142V181H141ZM162 182H163V181H162ZM169 182H170V181H169ZM182 182H183V181H182ZM190 182H191V181H190ZM194 182H195V181H194ZM23 183H24V182H23ZM23 183H22V184H23ZM35 183H36V182H35ZM40 183H39V185H41ZM52 183H54V181H53ZM57 183H55V185H59V184H57ZM63 183H64V180H62V188L66 187V185L63 186ZM89 183H90V182H89ZM92 183H93V182H92ZM92 183H91V184H92ZM101 183H102V182H101ZM107 183H109V182L107 181ZM165 183H166V182H165ZM171 183H172V182H171ZM174 183H175V182H174ZM174 183H173V186H174ZM187 183H188V182H187ZM10 184H11V183H10ZM14 184H19V183L16 182V183H14ZM14 184H13V185H14ZM25 184H26V183H25ZM68 184H69V183H67V186H69L68 188L73 190V187H72L73 185L70 186V185H68ZM84 184H85V183H84ZM84 184H82V185H83V188H84ZM95 184H96V183H95ZM116 184H117V183H116ZM131 184H132V183H131ZM158 184H159V183H158ZM168 184H169V183H168ZM177 184L179 185L180 183L177 182ZM20 185H21V184H19V186H20ZM87 185H88V187L85 185V186H86V189H89V190H90V188L92 189V187H90L88 183H87ZM98 185H99V184H98ZM109 185H111V184L109 183ZM178 185H177V186H178ZM188 185H189V183H188ZM22 186H24V184H23ZM36 186H37V185H36ZM41 186H43V185H41ZM59 186H61V184H60ZM59 186H58V188H57V191L55 190V192H57V193H56V198H57V194L59 193L60 189H62V188L59 189ZM91 186H93V185H91ZM100 186H101V185H99V188L102 189V188H101L102 186H101V187H100ZM113 186H114V185H113ZM177 186H176V187H177ZM194 186H195V185H194ZM16 187H17V186H16ZM20 187H21V186H20ZM27 187H28V185H27ZM27 187L25 186V188H27ZM30 187H34V189H35V186H30ZM39 187H40V186H39ZM44 187H45V186H44ZM48 187H49V188L51 187V186H50V182H49V186H48ZM53 187H56V186H54V185L52 184L51 189H52ZM89 187H90V188H89ZM95 187H96V186H95ZM95 187H94V189H95ZM105 187H106V186H105ZM125 187H126V186H125ZM174 187H175V186H174ZM176 187H175V188H176ZM179 187H180V185H179ZM181 187H182V184H181ZM188 187H189V186H188ZM22 188H23V187H22ZM28 188H29V187H28ZM36 188H37V187H36ZM76 188H77V186H76ZM171 188H173V187H171ZM37 189H39V188H37ZM40 189H42V187H41ZM51 189H50V190H51ZM58 189H59V191H58ZM77 189H78V190H75V191H77V192L80 193V194H83V193H82L83 190H81V192L79 191V190H80V189H79V186H78ZM100 189H98V190H100ZM103 189H104V187H103ZM103 189H102V190H103ZM169 189H170V188H169ZM179 189H180V188H179ZM182 189H183V188H182ZM31 190H33V188H31ZM35 190H36V189H35ZM35 190H34V191H35ZM52 190H53V189H52ZM84 190H85V189H84ZM92 190H93V189H92ZM92 190H90V191L86 190V191H88V192L90 193V194H89L90 197H93V198L95 197V198H96V196H91L92 194L95 195V193H93ZM105 190H106V189H105ZM105 190H104V191H105ZM36 191L38 192L39 190H36ZM45 191H46V190H45ZM48 191H49V189H48ZM63 191H64V192H63ZM63 191H62V192L65 194V191H66V190L63 189ZM73 191H74V190H73ZM75 191H74V193H72L71 190H70L69 192L72 193V194L74 195V194L76 193ZM86 191H83V192H86ZM170 191H171V190H170ZM182 191H183V190H182ZM26 192H27V191H26ZM32 192H33V191H32ZM37 192H36V193H37ZM40 192H41V191H40ZM53 192H54V191H53ZM88 192L85 193V197L89 196V195H88ZM91 192H92V194H91ZM94 192H96V191H94ZM102 192H103V191H102ZM109 192H111V191H109ZM48 193H49V192H48ZM78 193H76V194H78ZM99 193H100V192H99ZM169 193H171V192H169ZM46 194H47V193H46ZM46 194H45L44 197H43L44 194L41 195L42 199H40V197H38V198L40 199V201L43 200V198H47L46 196H49V195H46ZM54 194H55V193H53L52 196H55ZM59 194H61V193H59ZM80 194H79V195H80ZM61 195L64 196V198L66 199V197H65L66 194H65V195L61 194ZM79 195H78V196H73V197H74V198H76V197L78 198ZM83 195H84V194H83ZM83 195H81V196H83ZM50 196H51V195H50ZM58 196H59V195H58ZM70 196H71V194H70ZM106 196H107V195H106ZM60 197H61V196H60ZM60 197H59V199H60ZM73 197H72V198H73ZM83 197H84V196H83ZM83 197H81V198L83 199ZM85 197H84V198H85ZM53 198H54V197H53ZM53 198L49 197V198H47V200L49 201L50 199H52L51 201H53V203H51V202H50V203H51V204H55V205H56L57 203L60 202V201L56 202V201H57V200H55L56 198H55V199H53ZM68 198H69V197H68ZM70 198H71V197H70ZM70 198H69V199H70ZM81 198H80V201H81ZM88 198H89V197H88ZM97 198H98V197H97ZM101 198H102V197H101ZM101 198H100V199H101ZM85 199H86V198H85ZM31 200H32V198H31ZM34 200H35V199H34ZM34 200H33V202H34ZM60 200H61V199H60ZM77 200H78V199H77ZM77 200L74 201V199H73L74 203L79 201V200H78V201H77ZM88 200H89V199H88ZM88 200L86 199V201H88ZM91 200H92V202H93V199H90V200L88 201V202H89V206H90V208H91V206H92V204H91V202H90ZM95 200H96V199H95ZM35 201H36V200H35ZM54 201H55V203H54ZM65 201H66V200L63 199V202H64V203H65ZM71 201H72V199H70V202H71ZM86 201H85V202H86ZM98 201H99V200H98ZM106 201H108V200H106ZM38 202H39V201H38ZM38 202H37V203H38ZM42 202H43V201H42ZM46 202H47V201H46ZM81 202H82V201H81ZM81 202H80V205H82V206L88 204V203L86 202L87 204L85 203V204L83 205L82 203H83L84 201H83L82 203H81ZM99 202H100V201H99ZM35 203H36V202H35ZM43 203H44V202H43ZM43 203H40V204L42 205ZM48 203H49V202H48ZM48 203L45 204V205H46L45 207H47V204H48ZM72 203H73V202H72ZM74 203H73V204H74ZM93 203H94L93 205H95V202H93ZM105 203H106V202H105ZM66 204H67V202H66ZM66 204H65V205H66ZM68 204H69V203H68ZM90 204H91V205H90ZM101 204H102V202H101ZM101 204H100L99 208L102 207ZM110 204H112V203H110ZM59 205H60V206L62 205V200H61V204L59 203ZM74 205H75V204H74ZM74 205H73V206H74ZM78 205H79V204H78ZM43 206H44V205H42V206H40V207H38V208H42ZM48 206H49V208H51L50 205H48ZM51 206H52V205H51ZM57 206H58V205H57ZM57 206H55L56 209H58ZM68 206H69V205H68ZM89 206H86V207H84L83 209L86 211V209H87ZM106 206H107V205H106ZM58 207H59V206H58ZM76 207H77V205H76ZM78 207H79V206H78ZM120 207H121V206H120ZM65 208H68V207L65 206ZM65 208H64V209H65ZM74 208H75V207H74ZM74 208H73V209H74ZM85 208H86V209H85ZM95 208H97V207H95ZM95 208H94V209H95ZM102 208H104V207H102ZM106 208H107V207H106ZM53 209H54V208L52 207L53 215H51L52 213H51V214L49 213L51 217L54 216V213H55V212L60 213V212H61L60 210H64L63 208H61V209L59 208L60 210H59V209H58V210L55 209L56 211L53 210ZM80 209H82V208H80ZM88 209H89V208H88ZM100 209H101V208H100ZM108 209H109V208H108ZM108 209H107V210H108ZM110 209H111V207H110ZM110 209H109V210H110ZM118 209H119V208H118ZM44 210L46 211V208H44ZM44 210H43V212H44ZM47 210H48V208H47ZM49 210H51V209H49ZM66 210H68V209H66ZM66 210H65L64 212H65V213H67V212L69 213V211H66ZM76 210H79V209L76 208ZM98 210H99V209H98ZM103 210H104V209H103ZM107 210H106V214L108 213ZM120 210H121V209H120ZM35 211H36V210H35ZM52 211H50V212H52ZM54 211H55V212H54ZM82 211H83V210H82ZM82 211H81V212H80V211H77V212H78V214H79V212L82 213ZM87 211L89 212V210H87ZM96 211H97V210H96ZM111 211H112V209H111ZM111 211H110V212H111ZM48 212H49V211H48ZM103 212H105V211H103ZM103 212H99L100 214H99L98 212H95V213H98L99 215H104L105 213L103 214ZM110 212H109V213H110ZM33 213H35V212L33 211ZM40 213H42V211H40L39 214H40ZM46 213H47V211H46ZM46 213H43V215H45ZM83 213H84V211H83ZM86 213H87V212H86ZM86 213H84L83 215L85 216ZM101 213H102V214H101ZM121 213H122V212H121ZM123 213H124V212H123ZM123 213H122V215H123ZM36 214H37V212H36ZM47 214H48V213H47ZM60 214H61V213H60ZM71 214H75V213H72V212H71ZM98 214H97V215H98ZM118 214H120V213H118ZM41 215H42V214H41ZM80 215H81V214H79V216H80ZM87 215H88V213H87ZM90 215H92V214H91V210H90V214L87 216V217H90L88 220H89L90 223H91V221H92L93 219L90 220V219H91V216H90ZM50 216H49V217H50ZM55 216H59V214L56 215V213H55ZM68 216H69V215H68ZM107 216H108V215H107ZM118 216H119V215H116V213H115V211H114V214H111V215L109 214V216H108L107 218H106V216L104 215V216H103V220H102L101 218L99 219L98 216L96 217V215H95V220H96V218H98L100 222L103 221L104 223L102 222V223H100V224H101L102 227H104V224H106L104 220H108L109 222L112 223V221H115V220L117 221V219H119ZM34 217H35V216H34ZM38 217L41 218L42 216L38 215ZM43 217H45V216H43ZM47 217H48V215H47ZM51 217H50V218H51ZM61 217H63L62 214H61ZM61 217H60V218H61ZM80 217H81V218H80V219H81L80 222H81L82 219H83L84 217H82V215H81ZM87 217L85 216L86 219H87ZM104 217H105V218H104ZM57 218H58V217H57ZM37 219H38V218H37ZM41 219H42L41 221L43 222V219H44V218H41ZM45 219H46V218H45ZM52 219H53V217H52ZM64 219H65V218H64ZM120 219H121V218H120ZM46 220H47V219H46ZM62 220H63V219H62ZM62 220H60V221L62 222ZM71 220H72V219H71ZM83 220H84V219H83ZM101 220H102V221H101ZM47 221H48V220H47ZM47 221H46V222H47ZM57 221H59V220H57ZM63 221H66V223H67V220H63ZM86 221H87V220H84L83 222L86 223ZM99 221H98V222H99ZM42 222L39 223V224L43 225V228L46 227V226L44 225V223L42 224ZM44 222H45V220H44ZM48 222L50 223V222H51V219H50V221H48ZM52 222H53V221H52ZM52 222H51L50 224H52ZM55 222H56V220H55ZM83 222H81L82 225H83ZM96 222H97V221H93V222H92V223L95 224V226H92L93 228L95 227L94 229H92V227L89 225V226H90V229L95 230V229H97V228L100 226V224L98 223V227L96 228ZM109 222H107L108 225L110 224ZM53 223H54V222H53ZM62 223H63V222H62ZM62 223H58V224H60V228H61V224H62ZM64 223H65V222H64ZM66 223H65V224H66ZM85 223H84V224H85ZM114 223H115V222H114ZM54 224H55V223H54ZM65 224H64V225H65ZM78 224H79V223H78ZM102 224H103V225H102ZM41 225H40V226H41ZM46 225H47V224H46ZM52 225H53V224H52ZM52 225H51V226H52ZM67 225H68V228H69V227H70L69 224H67ZM86 225H87V224H86ZM101 226H100V227H101ZM52 227H54V225H53ZM56 227H57V226H56ZM56 227H54V228L56 229ZM83 227H84V229L86 228V226H84V225H83ZM60 228H59V226H58V230H59ZM62 228H64V227H62ZM62 228H61V230H60L61 232H62ZM65 228H66V227H65ZM88 228H89V227H87L86 229L88 230ZM51 229H52V228H51ZM78 229H79V228H78ZM41 230H43V229L41 228ZM44 230H45V229H44ZM44 230H43V231H44ZM73 230H74V234L77 235V236H80V235L83 233V232L80 233V232L76 231L75 228H74V229H69V232H70V231L73 232ZM36 231H37V230H36ZM48 231H49V230H48ZM53 231H54V229H53ZM49 232H50V231H49ZM61 232H60V233H61ZM65 232H66V231H65ZM65 232H64V234H65V237H64V238H67L68 236L66 237V233H65ZM84 232H85V230H84ZM87 232H88V231H86V233H87ZM90 232H91V230H90ZM52 233H53V232H52ZM58 233H59V232H57V234H58ZM88 233H89V232H88ZM37 234H38V233H37ZM62 234H63V233H62ZM62 234H60V235H62ZM69 234H70L71 236H72V235L74 236L73 233H69ZM83 234H85V233H83ZM53 235H54V234H53ZM67 235H68V233H67ZM70 235H69V236H70ZM50 236H51V235H50ZM56 236H57V235H56ZM40 238H41V237H40ZM53 238H55V236H54ZM53 238H52V239H53ZM56 238H57V237H56ZM49 239H50V238H49ZM32 240H33V239H32ZM64 240H65V239H64ZM54 241H55V240H53V242H50V243H54ZM66 241H67V240H66ZM37 242H38V241H37ZM48 242H49V241H48ZM64 242H65V241H63V243H64ZM69 242H70V241H69ZM54 244H55V243H54ZM54 244H53V245H54ZM71 244H72V243H71ZM27 246H28V245H27ZM23 247H24V245H23ZM25 247H26V246H25ZM30 247H31V245H30ZM67 247H68V246H67ZM55 248H56V247H55ZM68 248H69V247H68ZM24 249H25V248H24ZM24 249H23V250H24ZM34 249H35V248H34ZM25 250H26V249H25ZM51 250H52V248H51ZM53 250H54V249H53ZM56 250H57V248H56ZM32 251H33V250H32ZM39 251H41V250H39ZM57 251H58V250H57ZM17 252H18V251H17ZM19 252H20V251H19ZM24 252H25V251H24ZM34 253H35V252H33V254H34ZM55 253H56V252H55ZM16 254H17V253H16ZM21 254H22V253H21ZM31 254H32V253H31ZM36 254H37V252H36ZM44 254H45V253H44ZM44 254H43V255H44ZM29 255H30V252H29ZM54 255H55V254H54ZM54 255H53V256H54ZM17 256H18V255H17ZM19 257H20V256H19ZM29 257H30V256H29ZM43 257H45V256H43ZM21 258H22V257H21ZM30 258L32 259V257H30ZM56 258H57V257H56ZM56 258H55V259H56ZM16 259H17V257H16ZM31 259H30V261H31ZM38 259H39V258H38ZM36 260H37V259H36ZM36 260H35V261H36ZM43 261H44V260H43ZM31 262H32V261H31ZM38 262H39V260L36 261V264H38ZM54 262H55V261H54ZM32 263H33V262H32ZM32 263H31V264H32ZM39 263L42 264L41 262H39ZM24 264H25V263H24ZM43 264H44V263H43Z\"/></svg>", "mask_w": 264, "mask_h": 264}]
</instances>
